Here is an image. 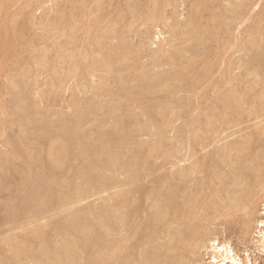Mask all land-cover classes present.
Wrapping results in <instances>:
<instances>
[{"label": "rangeland", "instance_id": "1", "mask_svg": "<svg viewBox=\"0 0 264 264\" xmlns=\"http://www.w3.org/2000/svg\"><path fill=\"white\" fill-rule=\"evenodd\" d=\"M88 1H90V3H88ZM103 1H104L105 4L103 3ZM112 1H113V4H112ZM120 1L121 0H109V2H111V4H110L108 2V0H85L84 2L83 1L81 2L80 0H28V1L27 0H6V1L5 0H0V117H1L0 118V164H1L0 165V204H1L0 205V255L2 254L0 256V258H1L0 259V264H11V261L13 262V256L12 255H15L16 254L15 251L16 250H19L18 248H20L19 251H21V248H23V250H24L26 247H28V248H26L28 251L29 250L32 251V254H30V255H32V256H30V258L31 257L32 258L30 259L29 258V255H21V257L23 258V261L20 260V264H22V263L23 264H33V263L35 264V262H36V264H38L39 261H40L39 264H43V263L44 264H48L50 262H53L51 260L44 259V261H42V259L35 258V256H36L35 253L36 254H39V252H41L40 249H42V245H41V240L39 239L40 240L39 241V240L33 239V236L32 235L36 232L35 230H37V228L39 229V227H41V226H42L41 229L46 230L43 233H44V236L47 237V238L44 237L45 238V241L47 239V242L49 243V245L48 244L47 245L51 247V248L49 247V249H52L54 247L52 250H54V249L58 250L61 247V244H62V246H68V247L71 246L69 248L70 249L69 252L72 251V253L70 252L71 255L74 254V257H78L79 259L81 258L80 260H78V258H76V260L78 261V263L75 262V264H90L89 263L90 261H88V260H90V258H88V257H90L91 252L95 250V249L92 248L93 245L90 246L93 250L90 247H87L86 248V250L88 249L89 251L88 250L86 251L85 249H82L81 250V248L76 249V248H78L77 247L78 245L75 244V241H74L75 240V237L73 238L74 235H72L73 233L70 232V230L68 231V229H66L67 230L66 232H68V233L70 232L72 234H67L65 232L64 225H65L66 222H68V220L70 218L69 215H71L72 213H75V212L78 213V214H76L74 217L79 216V217H77L78 219L80 217L82 218V216L83 217L84 216L86 217L85 218L86 220L83 219V220H85V222L82 219H80V221L77 220V222L79 221V222H83V223H86L87 224V220L88 219L90 221L91 220L90 218L95 217L97 215H102V217H104L103 219H105L104 222L107 225L112 222L111 220H112L113 216H112L111 211H110L111 208H112L111 207L112 206L111 205L112 198H110V197H112L111 195L114 194V192H112V191H115L116 192V191H118L120 189H125V188L124 187L123 188L122 187H120V188H111V185L109 183L112 180V178H115V180H117V178H119L118 180L121 181V180H124L127 177V175L129 176L128 173H131V174L133 173V170H131V169H127V170H122L121 169L120 170V168H118L119 167L118 164H117V166L114 167L113 165H116L115 162H114V160H117L116 159L117 157H118V159L119 158L122 159L125 156H127V157L129 156V158H127V159L124 158V159L127 160V161H129V162H131L130 160H132V162H133V160H136V161H134L135 164L138 163V162H140L139 164H141V163L142 164H145V162L148 161L147 166H152V168L154 167V164H155V167L152 170H148L147 169L148 171H152L155 176L152 174V172H150L149 176H146L147 178H145L144 183H143V184H146L148 187L149 186L151 187L153 185L154 188H157L155 186H157V185L159 186V184L161 185V184L164 183V182H162L164 180L163 179L164 176H167L169 174L173 178V177L177 176L178 173H179V172L177 173L176 170L177 171L178 170L182 171V170H184V169H186L188 167L189 168L190 167H193L194 166L193 164L197 165L196 164L197 161L200 164L203 163V162L205 164V162H206L207 166L205 165V167H204V169L206 168L205 171L203 169L204 172H200L199 175H198V178L195 179L196 180L195 183H197V188L198 189L201 188V187H204L205 183L207 185V181H209V180H207V178L208 177L210 178L211 176H213L212 173H215V175L219 173L220 175L218 174V176H220V178H221V176H223L225 174L228 175V176L225 175V177L227 179L226 178L222 179L224 182L222 180H218L219 178L217 179V181H222L223 182V183L218 182L216 184L217 186L215 185L218 188L220 186V189L219 190H217L218 188L214 189L213 191H212V189L211 190L210 189H207L206 190V185H205V188H203V190L205 192H208L209 195H215L216 197H219L220 193H223V197H225V193L224 192H225V188L228 185V182H231L232 183L233 180H234V178H236V177H234V176H236V175H234L236 173L234 170H236L238 172V168H239V171H240V169L243 168L242 171H244L245 170L244 169L245 167L250 168V171H251V169H254V170L256 169V161L257 160H256L255 155H257V157H259L260 156V155H258V154H260V151L259 150L262 149V148H264V146H263L264 145V143H263L264 140H261V139H264L263 138L264 137L263 136L264 135L263 134L264 133L263 132L264 131L263 130L264 127H261V124L262 123L264 124V115H263L264 114V111H263V109H264L263 108V106H264V100L263 101L260 100V102L262 101L261 103H263V104H259V101H258V98L260 96H262V95L264 96V89H263L264 88V85L262 84V86L260 88V85L261 84H259L260 82L261 83H264V79H263V77L260 78V76H258V73L259 72L257 71L260 68L262 69V66L261 65H264L263 64L264 62L263 63L260 62L261 61L260 60L261 57L262 56L264 57V50H263L264 49V42H259L260 44L257 42L258 40L259 41H262L264 39V33H262V32H264V30H263L264 29V21L262 20V19H264V17L261 16V13L262 12H263L262 14L264 16V10H262V9H264V0H257V1L256 0H254V1L247 0V3L249 4L248 5L249 11H245L247 8L242 13H240V12H237L236 13V11H234V13L236 14L235 17H234V13L233 12L231 13V10H229L230 12L227 9H224L223 10V7L224 6H227L226 8L231 9L232 8V5L235 2L236 3H240V1L242 2V0H240V1L239 0H213V1L212 0H208V1L207 0H205V1L203 0L204 3H203L202 0H172V1L171 0H168L167 3H166V0H163V1L162 0H156L157 3L154 0H144V1L143 0L142 1L141 0H134V5L133 6H136V5H139L140 4L139 6H136V8L141 9L140 11L138 10V12H137L138 15H136L137 13H135L136 16L133 15L135 18L136 17L137 18L135 19L132 15L126 16V17H130V18H128V20L125 19L127 21H124V22H121V23L119 22L120 23L119 24L117 22L114 23V21H113L114 14H116L119 10H122V9H125L126 7H129V3H130L131 6L133 4V3L130 2V0H127V1L126 0H122L121 3H120ZM131 1L133 2V0H131ZM170 1H171V3H170ZM232 1H234V2H232ZM126 2H128V3H126ZM145 2H147V3H145ZM230 2H232V3L230 4ZM243 2H245V0H243ZM81 3H82V5H80ZM83 3H84V5H83ZM86 3H88L89 8H88V5ZM100 3H101V5L100 6H97V4L99 5ZM116 3L120 4V5L117 4L120 7H118L116 5ZM122 3H123L124 6L123 5L121 6ZM206 3H209V4L207 5ZM154 4H155V6H154ZM204 4H206L207 6L204 5ZM74 5L77 6V7H74ZM104 5H105V8L107 7V9H104L103 8L104 9L103 10V9H101L102 8L101 6H104ZM111 5H113V6H111ZM220 5H221V7H220ZM92 6L95 7L96 10H94L95 8L93 9ZM218 6H219V8H218ZM250 6L252 7L251 9H250ZM154 7H155V9L157 8V10L158 9H162V12L163 13L161 12L162 13L161 15L164 14L162 17L160 16V19H162V20H160L159 18L157 19V18L154 17L155 13H153V12L158 13L157 10H154L152 12L153 14L151 13L152 16H150L151 14H149V13L154 9ZM213 8H215V9H213ZM220 8H222V9H220ZM23 9H25V10H23ZM72 9L73 10L75 9V11H72ZM92 9H93V11H92ZM98 9H101V10H98ZM198 9H199V12H198ZM195 10H197V11H195ZM209 10H212V12L209 11ZM213 10L214 11L216 10L215 13H214ZM77 11H80L78 13H81L82 12L80 14L81 16H79V14L77 13ZM107 11L109 13H111V14L107 13ZM218 11H219V13H218ZM260 11H261V13H260ZM71 12H73V13H71ZM90 12H92V13H90ZM93 12L95 14L98 13V12H101V13H98V16H97V14L95 15ZM129 12H131V11H129ZM191 12H192V14H191ZM195 12H197V13H195ZM209 12H211V13H209ZM246 12H247V14H246ZM68 13H69V15H66ZM84 13H86V15ZM221 13H223V14H221ZM11 14H13V16ZM73 14H75L79 19L77 18V19H75L73 21L74 17L76 18V16H73ZM108 14L112 16V19H109V23L111 22L110 24L106 20H104V17L106 15H108ZM129 14H131V13H129ZM139 14H140V16H139ZM201 14H203V15H201ZM204 14H205V17L207 19L208 18L210 19V17L212 18L213 14L215 15V17H216V14L218 15L217 17H222L223 16L221 18V20L219 18H217V20H216L217 22L220 23V21H221L222 23H220V24L219 23L213 24L214 22L212 21L211 22L212 25L210 24L211 27L213 25H215V26L217 24L219 25V26L217 25L218 27H212V28H214L212 31L215 30L216 32H211L210 31L211 27H209L210 28L208 30L209 32H207L208 27L207 28L205 27L206 28V29H204L205 31L203 29H201L202 31H204L203 34H201L202 33L201 30H198V32L196 30H194L195 27L193 28V26H194L195 20L197 21L200 18L202 20V23L206 24L207 19L204 17ZM224 14H225V16H224ZM237 14H240L241 16L240 15H237ZM242 14L244 15V18L242 16ZM70 15L72 17H70ZM92 15L93 16L95 15L96 17H92ZM194 15H196L194 18H197L195 20L193 18ZM199 15H201V16H199ZM208 15H209V17H207ZM259 15H260V17H259ZM10 16H12V17H10ZM84 16H85V18L87 17L85 19L86 21H84V19H81L80 18V17L84 18ZM226 16H227V18H226ZM69 17H70V19H69ZM99 17H101L100 20L103 19L104 21H102V20L101 21H98V19H95V18H99ZM151 17H154L155 19L154 18H151ZM224 17H225V19H229V20H227L229 22L228 23L229 25H230V23H232L230 26L227 24V22L225 21ZM231 17H233V18L231 19ZM261 17H262V19L260 20L259 18H261ZM55 18H56V20H55ZM60 18L61 19L63 18V19L61 20ZM131 18H133L131 20V22L133 21L132 23L130 22V19ZM142 18H144V19H142ZM257 18H258V20H257ZM12 19H14V20H12ZM16 19H17L16 22H17L18 25L16 24V22H14L15 23L14 24L15 27L13 26L14 33L11 34V35H9V37L11 39L13 38V40H14V43H12L13 46L11 45V42H9L10 45L8 44L6 46H2V41L5 39V31L8 28V25L12 24V21H15ZM57 19L60 22L62 21L61 22V25L59 24V22L57 21ZM187 19L189 21H187ZM190 19L194 20V22L192 21L193 22L192 23ZM222 19H223V21H222ZM50 20H51V22H50ZM52 20H54L56 23L59 24L58 25L59 28H55V25H57V24L54 21H52ZM76 20H77V22H75ZM78 20L79 21L81 20L82 23L84 21V23H85L84 28H83L84 23L82 24L81 21L79 22ZM92 20L94 22H97L98 21L99 24L97 22L96 25L92 26L91 25L92 24L91 23ZM156 20H160V21H157L158 24H157V22H155ZM255 20H257L258 23ZM9 21H10V24L8 23ZM185 21H186V24H185ZM224 21H225V24H224ZM3 22L5 23V25H4ZM49 22H50V24L52 26L49 25ZM52 22H54L55 24L54 23L52 24ZM66 22H68L69 24L66 23ZM71 22H75V23L73 24ZM78 22L80 23L79 25H78ZM112 22H113V24H112ZM178 22H181V24L184 23L185 24V25L183 24L184 27L181 24H179ZM189 22L192 23V26H191V24ZM254 22H255V24H254ZM102 23L103 24L108 23L107 25H109V27L111 25L110 31L108 29L109 28L108 26H107V29L108 30L107 29H104V28H106V26L103 25ZM122 23H124V24L121 27L120 25ZM70 24H72L74 27H71ZM187 24H189V25H187ZM117 25H118V27H117ZM124 25H127V26H124ZM179 25H180V27H179ZM186 25H187V27H186ZM227 25H228V30H229L230 33L227 30ZM255 25H257V26H255ZM261 25H263L262 28H261ZM75 26H78L77 29L79 27L80 28L82 27L81 28L82 31L79 30L80 29L79 28L78 31L75 32L77 30ZM89 26H92V28L91 27L89 28ZM97 26H98V29L100 28L99 26H101V29H99V31H100L99 33H98V30H96V32L92 30V29H94V30L97 29ZM112 26H114V27H112ZM119 26L121 27V30H120V27ZM188 26L191 27V28H189ZM5 27H6V29H5ZM124 27H126V28H124ZM147 27L149 28V31H148ZM225 27H226V29H225ZM74 28L76 30L73 32ZM116 28H117V30H116ZM188 28L191 29L192 32L195 31V32H197L199 34L193 32V35H191L192 32H190ZM223 28H224V30H223ZM229 28L231 29V31H230ZM111 29H114V30H111ZM118 29L120 31H118ZM220 29H222V31H224V33ZM257 29H259V30L261 29L260 32L257 31ZM101 30H103V31H101ZM217 30H218V32H217ZM255 30H256L257 33L254 32ZM15 31H17L16 34H15ZM89 31H91V33ZM108 31H109V33L111 31L112 32L110 34L107 33V35H108L107 36L105 33L108 32ZM176 31H178L180 33L175 36V33L177 34ZM225 31H227L229 34L227 32H226L227 33L226 34ZM71 32L74 33L72 36L70 35ZM87 32H89V33L87 34ZM93 32H94V34H93ZM96 33L98 34V36H99V34H102L99 37V39L101 38L99 41L97 40L98 39L97 38L98 36H97ZM146 33H148V34L150 33V35H148ZM208 33H210L209 36L211 38L209 36H206V35H208ZM212 33H214V34H212ZM218 33H222L223 35L220 36V35H218ZM250 33H252V34H250ZM261 33L263 34L262 40H261ZM89 34H90V36L92 35V38H95L94 41L92 40L91 37H89ZM103 34H105L106 36L103 35ZM14 35H16V36H14ZM68 35L70 36V39H69ZM189 35L191 36V38H190ZM197 35H198V37L200 39L197 38ZM213 35H216L217 37L216 36L214 37ZM251 35H255V37L254 36L250 37ZM256 35H258V36L256 37ZM74 36H75V38H72ZM95 36H97V37H95ZM193 36H195L196 38H193ZM218 36H219V39H218ZM222 36H223L224 41H226V42L223 41ZM21 37H23V38H21ZM201 37H203V38H201ZM220 37H221V40L222 41L220 40ZM17 38H18V40H17ZM20 38H21V40H19ZM71 38H72V41H71ZM86 38H88V39L90 38L92 40V42H91V40H88L89 42L88 41H85ZM208 38H210V41L213 38L214 40H218L219 42L220 41L221 42L219 43L217 41H214L213 39H212L213 42H210ZM251 38H253V42L252 41L250 42ZM76 39L78 40L79 43L77 42ZM192 39H194V40H192ZM203 39H204V41H202V42H204L205 44H207L206 46L204 45V43H201V42L199 43V40H203ZM246 40H248L249 43ZM205 41L206 42L209 41V42L206 43ZM254 41L257 44H259L260 47L256 43H254ZM85 42H87L86 43L87 45L84 44ZM100 42H101L102 45L100 44ZM215 42H217L219 44H216ZM94 43H98V45L100 44L99 45L100 48L98 46H96V47H98V50L101 49V52L102 53L95 48V44ZM208 43H209V45L210 44L211 45L208 46ZM14 44L15 45L17 44L16 47L14 46ZM78 44H80V46ZM220 44L223 45L222 48H221ZM247 44L249 45V49L251 50V52L249 51V49L247 47L248 46ZM261 44H262L263 48L261 47ZM76 45H77V47H79V49L76 47ZM10 46H11V48L9 49L8 47H10ZM17 46H18V48H17ZM19 46H21V47H19ZM59 46H61L62 48L59 47ZM74 46H75V48L73 49ZM85 46H87L88 49H86ZM203 46L205 48H203ZM207 46L208 47L213 46L214 49H213V47H212L213 50L211 48L208 49V48H206ZM256 46L259 47V48H261V50L259 48H256ZM215 47L219 48L220 50L217 49V48L215 49ZM59 48H60V50H59ZM93 48H95V49H93ZM103 48H105L106 50L103 49ZM252 48H253V50H252ZM3 49L5 50V52H4ZM68 49H69V52H68ZM75 49L78 50V52H76ZM111 49H112V51H111ZM159 49L161 50V53H159L160 52ZM179 49H181L184 52L185 55ZM183 49H185V50L187 49V50L185 51ZM189 49H191V50H189ZM206 49H208L207 51L212 50V52L209 51L207 53ZM256 49H258L259 51L257 52ZM62 50H64V51L62 52ZM93 50H95V51L93 52ZM127 50H130V52L127 51ZM216 50H217V52H216ZM218 50H219V52H218ZM46 51H48V52H46ZM58 51H59V53H58ZM70 51H73L74 56H73L72 53H70ZM74 51H75V53H74ZM88 51H90V52H88ZM125 51H127V52H125ZM162 51L163 52L164 51H167V52L162 53ZM213 51H215L216 53L213 52ZM253 51L255 53H253ZM3 52L6 55H4ZM64 52H66V54H65L67 56L66 59L68 60V57H69V60L72 61V59H73L74 62H72V63L70 62L69 63L68 62L69 60L68 61L65 60V57L66 56L64 55ZM83 52L85 54H83ZM97 52H99L100 54H103L102 55L103 56V59H101L102 58L101 55L98 54ZM123 52H125L124 53L125 56H128L127 57L128 59L126 57H124V55H121V54H123ZM172 52H174L175 54L172 53ZM177 52L178 53L181 52L180 54L184 55L185 57H183L180 54H178V56H180L181 58L178 57L176 55ZM205 52L207 53V56L209 55L208 56L209 58L206 57ZM86 53H89V56H88V54L86 55ZM106 53L107 54H110V55H112V53H113V55L111 56V58L108 56L109 59H111L112 63L114 62L113 61L114 57L115 58H118V59H114V60H116L115 62H117V60H120V61L117 62L118 64L116 63L117 66H115V64H112V63L109 66V64L107 63V61L109 63L111 61L110 60H107L108 58H106L107 57V54ZM191 53L193 54V56H192ZM199 53H201V54L203 53V56H205V57H202V55L199 54ZM212 53L215 54V57H214V55L212 56ZM59 54H61V55L63 54V56H65V57H63V56L61 57V55H59ZM119 54H120L121 57L123 56V59L118 56ZM194 54L196 56L199 55L200 57L198 56L197 58H194V57H196ZM258 54L259 55L262 54L261 57ZM11 55H14V56L12 57ZM57 55H59L62 58V60ZM104 55H106L105 56V59L106 60L104 59ZM163 55H165V57ZM173 55H175V56H173ZM187 55L190 58H188ZM5 56H6V58H5ZM56 56H57V58H56ZM93 56H94V58H93ZM169 57H173V59L172 58L170 59ZM210 57H212V58H210ZM258 57L260 58L259 59L260 61H258ZM175 58L177 60V61L175 60L176 62L174 61ZM184 58H186V59L184 60ZM191 58H192V60H191ZM207 58L209 59L208 61L206 60ZM92 59H94L93 60L94 65H96L97 67L100 65V66H102V68L101 67H99V68L96 67L95 69H92L93 67H91V65H90V64H92V66H93ZM95 59L102 60V61H99L100 63L98 61L94 62ZM181 59L184 61V64L179 65V63H178L179 61L181 63H183ZM59 60H61V61H59ZM63 60H65L66 62H63ZM171 60H173V62ZM187 60H190L189 63H191L192 61H193V63H191V65H190V64H188ZM205 60L208 63L210 61V63L209 64H207V63L202 64L203 62H205ZM40 61H41V63H39ZM249 61H251V62H249ZM101 62H103L104 65H107L108 66V69H110L112 67V65H114L113 69L111 68V70H109V71H114L113 74H112V72L108 73L107 66H105L106 68H103L104 66L102 65ZM241 62H242V64H241ZM243 62L245 64L247 63L246 64L247 66ZM253 62L254 63L255 62L256 63L258 62L257 63L258 66H257V64L254 65ZM75 63H76V65H75ZM98 63H99V65H97ZM252 63H253V65H252ZM259 63H260V66H259ZM27 64H28V66H27ZM51 64H52V68H51ZM56 64H57V66H56ZM73 64H74L75 67L72 69L71 67L73 66ZM132 64H133V66L135 64V67L136 66L137 67L136 68L135 67H131ZM201 64L204 65V66H202ZM249 64L253 68L250 67V66L248 67ZM22 65H23L24 68L21 67ZM31 65H33V66H31ZM77 66L79 67L78 69H77ZM118 66H120V67H118ZM128 66H129V69H127V71H126V67H128ZM205 66H207V67H205ZM26 67H28V71L29 72H26L27 71V68ZM37 67H38V69H37ZM56 67H58V68H56ZM138 67H140V68L138 69ZM202 67L204 68L203 70L200 69ZM134 68L137 69L138 71L137 70H136L137 72L134 71ZM141 68H144V69H141ZM249 68H250V70H248ZM255 68H257V69L255 70ZM106 69H107V71H106ZM119 69L120 70L121 69H125V70H123L122 73L121 72L119 73ZM205 69H207V70H205ZM210 69H211V73H210ZM18 70H19V73H17ZM117 70H118V72H116ZM199 70H201V71H199ZM124 71H126V72H124ZM207 71L210 74V76H209L208 79L206 78L209 75ZM143 72H144V74H143ZM179 72H180V75H179ZM203 72L204 73L206 72L208 75L206 76V73H205V76H204L203 75ZM34 73H35V75H34ZM64 73H67L68 75L66 76ZM114 73H118V74H114ZM141 73H142V75H141ZM196 73L199 74V75L201 74V76H203V78H202L203 80H201V78L199 79L201 81V84H200V81H198V78L200 76L198 75V77H197V74ZM121 74L122 75H125V77L122 76ZM172 74L173 75L175 74L174 75L175 78L172 76ZM176 74H177V76H176ZM182 74H184V75H182ZM185 74L186 75L188 74L187 75V78H183V76L184 77L186 76ZM16 75H18V76H16ZM110 75L112 77H110ZM105 76H106L105 79H107V82L106 83H105L106 80L103 78ZM132 76H134V77H132ZM190 76H191V78H190ZM108 77H110V79ZM119 77L121 79L124 78V80L127 79L126 80L127 82L125 81L126 84L124 82L122 83L121 82L122 80H120ZM169 77H171V80L172 79H174V80L171 81ZM188 77L190 78V80H187L188 82L186 83L185 80L186 79H189ZM235 77H239V79L238 78H235ZM166 78H169L170 83L173 84V86H174V90H173L172 85H170L171 88L170 87L169 88L159 87L160 88V90H159L158 86L159 85L161 86V84L158 85V82L160 83V81H163ZM176 78H177V80H179V79H183V80L185 79V80L184 81L182 80L183 82H181L179 80V82H178L176 80ZM192 78L193 79L195 78V80H193ZM196 78H197V80H196ZM15 79L17 80V82H16ZM116 79H117V81L119 80L120 83H122V84H120L119 82H117ZM138 79H139V82H138ZM242 79H244V80H242ZM102 80H105V81H102ZM258 80H261V81L258 82ZM24 81H25V83L27 85L24 83ZM130 81H135V82H132V85H130L131 84ZM194 81H196V82H194ZM203 81L204 82L206 81V82L202 84ZM241 81H243V82H241ZM15 82L17 83L16 86H14L15 85ZM116 82H117V84L120 85V87H119V85L116 84ZM190 82L191 83H194V85L196 84L195 85L196 88L192 84V86H193V88L195 90L192 88V86L190 87V84H191ZM257 83H258V86H259V88H258L259 93L260 92L262 93V95L260 93L259 97H257L258 94H259L258 93V90L256 89V87H258L257 86ZM23 84H24V87H23ZM127 84H129V85H127ZM183 84H185V85L186 84L187 85L189 84L188 87H190V88H188L187 85L184 86ZM19 85H20V87H19ZM121 85H123V86H121ZM125 85L128 86L127 89L129 87H131V86H133V89L132 88H130L128 90L127 89H124V92L121 93L123 96H121L120 89H119V94H120L121 97L120 96H118L119 98L116 97V98L120 99V100L117 99L118 101L116 100V98L111 97L106 92L109 88H112L111 89L112 91L115 92V90H116V92L118 93V88H121V87L122 88H126ZM155 85H156V88H155ZM181 85H183L182 86L183 88L181 87ZM197 85H199V86L197 87ZM253 85H255L256 87L253 86ZM103 87L104 88L106 87L105 88L106 90ZM152 87H154V88L152 89ZM184 87H187L189 90L191 89V91H189L187 88H184ZM122 88H121V91H123ZM180 88H181V90H180ZM230 88L236 89L235 90L236 93L235 92H232L231 93V90L234 91V89H230ZM13 89H15V91ZM147 89H148V91L146 92L145 99H146V101H149V106H148L149 108L146 109V110H143L142 109V112H141L140 111L141 107L138 105V103H136V101H135L134 98H135L136 93H137L138 90L139 91H138L137 95L139 93H142L143 90H147ZM102 90H104L103 91V94H102ZM133 90L135 91V94L134 95H128V94L134 93ZM153 90H156V91H153ZM182 90H185V91L182 92ZM12 91H14L15 93L12 92ZM186 91L187 92H190V93H187L186 94ZM221 91H222V93L227 94V95H224L223 94L224 96L222 95V97H220L221 96L220 94H222ZM254 91L257 93V96L255 95V92ZM10 92H11V94H10ZM129 92H131V93H129ZM246 92H248V93H246ZM21 93H22V95H21ZM143 93H144V91H143ZM124 94L125 95L127 94V95L124 96ZM217 94H218V97H220L221 100L224 99V98H226V97H230V99H231L230 101L233 104V105L231 104L232 107H230V106L228 107L227 105L224 106L225 105L224 102L221 103L220 101H218L217 99H219V98L217 97ZM229 94H230V96H229ZM244 94H247V95L243 96ZM27 95H28V97H27ZM101 95H103V96H101ZM107 95H109V96H107ZM254 95L257 98V100H255L256 98H253ZM215 96L217 97V99H216ZM240 96L241 97L243 96V97L241 98ZM263 96H262V99H264ZM13 97H14V99H13ZM122 97H125V98H122ZM131 97L133 98L132 100L130 99ZM231 97H234V98H231ZM244 97H247V100H244V99H246ZM185 98L188 101H186ZM79 99H80V102L78 104L77 102L79 101ZM152 99H153V101H152ZM237 99H239V100H237ZM253 99L255 100V102H254ZM81 100H83L82 103H81ZM107 100H109L110 102L107 101ZM189 100H191V101H189ZM236 100H237V102H235ZM251 100L254 102V105L255 106L257 105L256 102L259 105H257L255 107L253 105V103H252ZM130 101H131V104H130ZM132 101H135V102L133 103ZM166 101H168V102H166ZM105 102L107 104H103ZM124 102H126L125 104L128 103L129 106L128 105H125ZM161 102H165V103H161ZM180 102L183 103V104H181ZM214 102L217 105L214 104ZM217 102H219V104ZM21 103H23V104H21ZM80 103L82 104V106L80 105ZM114 103H116V104L114 105ZM166 103H168V104H166ZM223 103H224V105H222ZM240 103H241V105H240ZM159 104L161 105V107H160ZM174 104L176 105L177 108H175V105ZM178 104H180V105H178ZM218 105H221V110H223V112L221 111L222 113L219 111V113H221L220 115H219V113H216L218 111L216 109L217 108H220V106H218ZM75 106H77V107H75ZM109 106H111V109H110ZM181 106L183 108H181ZM222 106H224V108H222ZM234 106H236V107H234ZM258 106H260V108H262V109H260V110L257 111V107ZM103 107H104V109H103ZM107 107L111 111H109V109ZM113 107H116L117 110L115 108H113ZM139 107H140V109H138ZM166 107H167V109H166ZM27 108L29 110H27ZM123 108H125V109H123ZM157 108H159L160 110L157 109ZM162 108H163V110H162ZM228 108H230V109H228ZM234 108H235V111H234ZM105 109L107 111H103ZM127 109H129L130 111L129 110L127 111ZM154 109H157L156 112L154 111ZM176 109H178L179 111L176 110ZM225 109H227V111ZM236 109L238 111H240V113H242V114H240L238 111H236ZM261 110L263 111V113H261ZM12 111H13V113H12ZM78 111H79V113H78ZM174 111L177 112L176 117L174 115L175 114ZM29 112H31V113L28 114ZM157 112L159 114H157ZM170 112L173 113V114H171ZM201 112H202V114H201ZM205 112H206V114H204ZM212 112H213V114L211 115ZM228 112H230L231 114L229 113V115H227ZM22 113H24V114L26 113L27 115L26 114L24 115ZM91 113L92 114L94 113L93 116L91 115ZM120 113L123 114V115H120ZM124 113H125V115H124ZM133 113H135V114L137 113V116L135 114H133ZM138 113H140V114H138ZM199 113L202 116H199L200 115ZM215 113L217 115H219V116H217V115L215 116L214 115ZM225 113H226V116H228V118L230 117L229 118L230 120L225 116ZM255 113H257V115ZM14 114H15V116H13ZM32 114H33V116H32ZM84 114H85V116H84ZM167 114H168L169 117H171V116L172 117H171L170 121H168V122L166 121L165 122V118L167 117ZM197 114H199L198 115V118L195 119V116H197ZM236 114H239V115H236ZM254 114L257 117L259 116V118L257 119L255 117L256 118L255 119L254 118V116H255ZM260 114L263 115V116L261 117ZM164 115H165V117H164ZM208 115H211L212 117L210 116V118L208 119L207 118V117H209ZM231 115L233 117L234 116L235 117L237 116L236 118H239V119H236L235 117H234L235 118L234 119ZM56 116L58 117V119H57ZM179 116H180V118H178ZM86 117H88L89 119L88 118L86 119ZM214 117L215 118L218 117L217 118L218 120L216 119L217 123H216ZM76 118H77L78 122L80 120V123H78V122L75 121ZM162 118H164V119H162ZM205 118H207L210 122L212 120H214L217 127L210 126L211 127L210 128L208 125H211L214 122L212 121V123H210ZM223 119L226 120V121H224ZM29 120H31V121H29ZM70 121H73L74 122V125H73V122L70 123ZM88 121H89V123H88ZM163 121H164V123H163ZM197 121H201L200 122L201 124L199 122H197ZM223 121H224V124H223ZM229 121H231L233 124H230ZM67 122H68V124H67ZM106 122H107V124H106ZM113 122H115L117 124H114ZM169 122H171V124ZM207 122H208V125H206ZM2 123H3V126H2ZM63 123L66 124V125H68V126L70 125L69 128L66 127V130H65V127H64L65 125ZM86 123H87V125H86ZM92 123H93V126H92ZM135 123H136V125H135ZM144 123H145V126H144ZM167 123H169V124H167ZM194 123H195V125H194ZM225 123H229V126H227ZM256 123H258V124L256 125ZM77 124L80 125V126H78ZM198 124L202 128L204 126L205 127L207 126L210 130L209 129H206L207 127L206 128L204 127L203 130L201 129L200 132H199V130H197L198 129ZM141 125L143 126V128H140ZM161 125H163V127ZM164 125H165V127H164ZM220 125H222V126L220 127ZM138 127H139V129H138ZM255 127H257L259 129V131H255V130H257V129H255ZM70 128H73L74 131H72L73 129L70 131ZM75 128L76 129L78 128L77 131L75 130ZM83 128H85V130ZM214 128H215V130H214ZM216 128H218V129H216ZM90 129H92V130H90ZM157 129H158V131H157ZM260 129H262L263 131L262 130L260 131ZM217 130H218V132H216ZM83 131H85V132H83ZM161 131H162V134L163 135L162 134L159 135L161 133ZM214 131H215V133H214ZM71 132H73V133H71ZM132 132H133L134 135L132 134ZM255 132H257V133H255ZM259 132L262 133L263 135H261ZM25 133H26V135H25ZM75 133L78 135V138L77 137L74 138ZM97 133H99V134H97ZM204 133H205V135H204ZM109 134H111V135H109ZM113 134H114V136H113ZM179 134H182V136L179 137L180 136ZM257 134L258 135L260 134L261 136L260 135L257 136ZM13 135H14V137H13ZM72 135H73V137H72ZM81 135H83V136H81ZM87 135H89V136H87ZM97 135L99 136L98 138H96ZM103 135L104 136L106 135V137H104ZM108 135L109 136H112V137L111 138L110 137L107 138ZM125 135H127V136H125ZM188 135H190V136H188ZM210 135H211V137H210ZM247 135H248V138L250 137V139H248V140L246 138ZM251 135H253L254 138L251 137ZM102 136H103V138H101ZM118 136H119V138H118ZM173 136H175V137H173ZM54 137H56V138H54ZM83 137H86V138H83ZM91 137H92V139H91ZM255 137H257L258 140ZM117 138H118V141H117ZM161 138H163V139H161ZM55 139H57V140H55ZM71 139H73L72 141H75V140H78V139H82L81 141H83L85 143H81L80 140H78L79 142L78 141L76 143L73 142L74 143L73 144V143H71V141H68V140H71ZM101 139L103 141H100ZM106 139L108 140V144H109L108 146L110 148L106 146V144H107L106 143L107 142ZM205 139H206V141H205ZM6 140L7 141L9 140L8 143H6L7 142ZM17 140H18V142H17ZM33 140L34 141H37V142H34ZM65 140H66V142H70L71 143V145H72L71 148H70V144L69 143H66ZM96 140L99 142L98 145H97L98 142L95 143ZM113 140L115 141V143H114ZM178 140L181 142V145L182 146L181 145L180 146L178 145V143H179ZM87 141H88V143H86ZM109 141H112L114 144L113 143L110 144L111 142H109ZM120 141L121 142L123 141L125 143L122 142L123 143L122 144V143H120ZM197 141H199V142H197ZM240 141L244 142L245 144L247 143L248 145H250L251 143H253V144H251L252 147L255 146L254 144H257V146H255L254 148L256 150V148L259 147V150L257 149L256 150L257 152H255L254 148L252 149L251 146H249L250 147L249 148L248 145H247L248 148H245L244 149V150L247 149V152H248L247 153L246 151H244L243 149H241V147H240L241 144L240 143H242V142H240ZM255 141H257V142H255ZM26 142L27 143H31V144H27ZM100 142H102L104 144L103 147H101L102 143H100ZM118 142H119V144H118ZM128 142H130L132 144H130ZM234 142H236V143H239L240 142L239 143L240 146H238L239 144H237L235 146L236 143H234ZM13 143H15V144H13ZM36 143L39 145V147L36 145ZM40 143H41L42 146L40 145ZM48 143H50V144H48ZM63 143H65V146L63 145V147H62V144ZM77 143L79 145L82 144V148H83V144H88L87 145L89 147L88 149H90L91 152L88 153V151H90V150H88L86 148H85V150H88L87 152L84 150V148L82 150L81 149V146L79 147ZM90 143L92 145L94 143V145L92 146V145H90ZM197 143L198 144L201 143V146H200V144L198 145ZM6 144H8V145H6ZM67 144H68V146H67ZM185 144H186V146H185ZM208 144H210V145H208ZM260 144H262V145H260ZM29 145H31V146H29ZM89 145L91 147H94L95 146L96 150L98 148V150H97L98 153H97V151L94 150L95 148L94 149L93 148H90ZM112 145L115 146L116 148L113 147ZM117 145L119 147H121L120 150L118 149L119 147ZM242 145H244V144H242ZM40 146H41V148H40ZM126 146L128 147L127 148L128 149L127 152L126 151H122L123 149L124 150L126 149L125 148ZM153 146L154 147H157V148H154ZM178 146L180 148H182V149H180ZM34 147L35 148L37 147V148L35 149ZM65 147L67 149H65V151H64L63 148H65ZM76 147H77V150H76ZM112 147H113V149H112L113 151L111 150ZM172 147H173V149H172ZM202 147H204L203 148L204 150L201 149ZM213 147H214V149H213ZM221 147H223L224 150L221 149ZM233 147L234 148L236 147L237 149H234ZM32 148H33V150H32ZM78 148L81 150L80 153L83 154L82 156L79 153ZM100 148H104V149H102L104 151L100 150ZM189 148H191V150L192 149L193 150L191 151ZM225 148H227L226 151H225ZM231 148H232V150H231ZM25 149H27V150H25ZM74 149H75L76 152H78V154L76 152H75L76 154L73 153ZM115 149L116 150L118 149L119 151H116ZM129 149L131 151L132 150L133 151L131 152V151H129ZM215 149H217V150H215ZM239 149L240 150H243V151H239ZM62 150H63V153H62ZM170 150H171V152H170ZM58 151H59V153H58ZM82 151H84L85 153H83ZM106 151H107V153H106ZM217 151H219V152H217ZM233 151L235 152L234 154L232 153ZM263 151H264V149L261 150V153ZM50 152H52V153L50 154ZM65 152L68 153L65 156L68 160L66 162H63L64 161L63 159L65 158L63 155H64ZM69 152H70V155H69ZM93 152H95L96 155ZM115 152L118 153V154H116ZM128 152L129 153L131 152L133 154V156H131L132 154L131 153L129 154ZM169 152L171 154L170 155L171 157L170 156L168 157V155L166 156V154H169ZM178 152H180V153H178ZM220 152H222V153H220ZM230 152L232 153V157L233 158L231 157V155L229 156ZM32 153H33V155H32ZM57 153H58V155H56ZM216 153H218V154L220 153V156H222V154L225 153V154L228 155L229 158L224 154V156H225L224 159L221 158L222 160H220V156H217L218 154H216ZM30 154H31L32 157L30 156ZM61 154H63V155H61ZM79 154H80V156H79ZM84 154H86L85 155L86 157L84 156ZM92 154H93V156H92ZM210 154H212V156ZM28 155H29V157H28ZM68 155H69V158H68ZM60 156L63 157V159L62 158H58L59 160L62 159V160H60V161H62L61 163L59 162L58 159H56L57 157H60ZM99 156H101V157L99 158ZM114 156H116V157L114 158ZM182 156H184V157H182ZM191 156H192V158H191ZM74 157H75V159H74ZM226 157L228 159H225ZM234 157H237V158H234ZM251 157H253L254 159L251 158ZM66 158H65V160H66ZM76 158H78V159H76ZM93 158H94V160L97 161L96 166L98 164L100 165V162L99 161H101V160H99V159H101V158L103 160L106 159L107 162L104 163V161H105L104 160L103 161L104 164L101 163V166L102 167L101 166H100V168L99 167H96V168H99V170L98 169H94L95 168V162L96 161L91 163V160ZM107 158L110 159L111 161L108 160ZM130 158H132V159H130ZM179 158H181V159H179ZM194 158H196V159H194ZM216 158H217V160L215 161ZM230 158L235 159V161L229 160ZM31 159H32V161H31ZM52 159L53 160L54 159L56 160V162L54 164H52V162H54L55 160L53 161ZM121 159H119V160H121ZM178 159H179V162H178ZM212 159H214L213 162H212ZM89 160H90V163L91 164L88 163ZM223 160H225L226 163ZM237 160H238V162H237ZM247 160H250L249 163H248ZM73 161H76V162L73 163ZM121 161H123V160H121ZM192 161L193 162L196 161V162L193 163ZM220 161H223L224 163L222 162L223 163L222 164ZM229 161L231 162V165L234 167L233 170H231V167L232 166L231 165H228L229 164L228 163ZM245 161H247L248 164ZM252 161L255 162V166H254V162L252 163L253 166L251 165V162ZM190 162H191V164H190ZM216 162H220V164L217 163L218 166H219V168H218V166L216 167V165H217V164L215 165ZM258 162H261V161L259 160ZM30 163H31V165H29ZM58 163H59V165L58 166H55V164H58ZM62 163H64V165ZM234 163H236V164L238 163V164L237 165L236 164L234 165ZM84 164L85 165H89L90 164V166H88L87 169H86V167H85ZM93 164H94V166H93ZM165 164H167V166ZM175 164H177V165H175ZM213 164H214L215 167H213ZM224 164H226L229 167H227L226 165L223 166ZM249 164L252 167H250ZM259 164L263 165L264 162L262 161V163H259ZM27 165H29V166H27ZM60 165H61L62 168L59 167ZM159 165L161 166V168H160ZM163 165H165V166L162 167ZM173 165H174V167H173ZM26 166H27V169H25ZM30 166H31V168H30ZM53 166H55V167H53ZM82 166H83V168H82ZM144 166H146V164ZM80 167L83 170V171L81 170L82 172L80 171V169H81ZM84 167H85V169H84ZM89 167H91L92 169L91 168L89 169ZM156 167L157 168H160V169H157ZM211 167H213V168H211ZM235 167H236V169H235ZM28 168L31 169V170H29ZM41 168L43 170L41 172L42 174H40V172H38V171L41 170ZM56 168H59V169H56ZM68 168H69L70 171L68 170ZM155 168H156V170H155ZM214 168H216V169H214ZM36 169H37V171H36ZM114 169L116 171H114ZM221 169H222V171H221ZM229 169H230V171H228ZM27 170L30 171V173H31L30 174V177L32 179L29 178V176H27V175H23L25 173V172L23 173V171H27ZM88 170H89V172H88ZM215 170H217V171L219 170V172L216 173ZM254 170H253V174H254ZM32 171H33L34 174H36L35 176H34V174L32 176ZM34 171H36V173ZM173 171H175V173H177V175ZM231 171H232V173H230ZM83 172H88V174L86 173L87 175H85V173H83ZM116 172H117V174H116ZM165 172L168 173V174L166 175ZM38 173H39V175H42V176H39ZM113 173L115 175H113ZM172 173H173V175L175 174V176H173ZM229 173L231 175V178L234 177L233 179L229 178L230 177L229 176ZM56 175H57V177H56ZM88 175H90V176L94 175L97 179L94 176H92L93 178L91 177V179H90V176H88ZM117 175H119V176H117ZM25 176H27L29 179L27 177H25ZM53 176H54V178H53ZM61 176H64V177L62 178ZM66 176H68V177H66ZM33 177H35V179ZM44 177H47V178L44 179ZM48 177H49V179H48ZM103 178H105V179H103ZM216 178H217V176H216ZM38 179H39V181H38ZM42 179H44L45 181L47 180L48 183L51 182L50 183L51 187L49 188V184L47 182H45L44 180H42ZM54 180H56V181H54ZM90 180H93V181H90ZM197 180H199V181H197ZM29 181H31V182H29ZM60 181H61V183H60ZM101 181H103V182H101ZM145 181H147V182H145ZM153 181H154V183H152ZM204 181H205V183H204ZM34 182H37L36 183L37 185L39 183L40 184L39 187L41 186V189L43 188V186H44L45 189L41 190L38 186H35L36 184L34 185ZM41 182L42 183L44 182V184L47 185V186H45ZM65 182H67V183H65ZM27 183L29 184V186H28ZM149 183H152V184H149ZM224 183H225V185H223ZM231 183H229V184H231ZM30 184H32L31 186H33V187L35 186L34 189L37 187L39 190L36 189V191H38V193H40L41 195L43 193H44L43 195L45 197L48 195L46 198H50L51 199L50 202H53L55 200V199H53L54 197H57L58 195H62V196H61V198H59V196H58V199H60V200H57V201L55 200L54 201V202H58V203L57 204L56 203L54 204L56 206H54L52 210L50 209V211L52 213H50V211L48 210V212H45L44 213L45 215H43V214L40 215L41 217L40 216H39L40 218L37 217L35 219V221L33 220V218H35V217H33V215H32L33 218L31 217V219H30L28 217L29 219H26V220H23V219H15V218L12 217V215H11V218H10V216H7V215H10V213L12 214V212L16 209V207L20 206V205L16 204L17 202H19L20 204L23 203V201L20 202V200H19V197H20V199H22L23 196H19V195H21V194L24 195V191L25 190L28 191V188L31 187ZM77 184H78V188H77ZM88 184L90 186H88ZM198 184H200V185L198 186ZM201 184H203V185L201 186ZM25 185H27L26 186L27 188L24 187ZM53 185H55V186H53ZM52 186H53V188H52ZM223 186H226V187H224V189H223ZM16 187H18V188H16ZM33 187H31L32 192L35 191V190H33ZM62 187H63V189H62ZM67 187H69V188H67ZM109 187H110V189H109ZM232 187H233V185L231 186V189H233ZM14 188H16L15 189V192H14ZM89 188H91V189H89ZM31 189H29V190L31 191ZM53 189H56V190H53ZM57 189L60 190V192ZM198 189H196V191H198ZM17 190H18V192H16ZM86 190L88 192H86ZM94 190H95V192H94ZM20 191L22 193H20ZM27 191H25L26 194H27ZM30 191H29V193H31ZM39 191H41V192H39ZM211 191L214 192V193H211ZM226 191H228V190L226 189ZM72 192H73V194H72ZM76 192H77V194H76ZM29 193L27 195H29ZM8 194H9V196H8ZM78 194L81 197H79L80 199H78L74 203L73 200H76L78 198V196H79ZM227 194L229 195L228 192H227ZM12 195H13V197H12ZM54 195H56V196H54ZM228 195H226V196H228ZM14 196L15 197L17 196V197L15 198ZM65 196H66V198H65ZM72 197H73V200H72ZM263 197H264V194H263V196H261V202H264V198ZM262 198H263V200H262ZM12 199L14 201H12ZM15 199H17V200H15ZM23 199H25V195H24V198ZM14 203L16 205H18V206L15 205L16 207H14V205H12ZM63 204H64V206H63ZM70 204H72V205H70ZM11 205H12V207L10 208V210H8L9 206H11ZM21 205H23V204H21ZM58 205L61 206V207L63 206L64 208L63 207L61 208ZM56 207L57 208L59 207L58 210L56 209ZM220 208H216V210H214V209L211 208L214 211L210 210V211H208V213H206L207 214L206 215V219H207L208 222L206 221V219H204V220L208 223V225H210L209 228H211L210 229L211 232L214 230L213 233H216V235L219 234V236L221 235L220 237L222 239L231 240L232 241V244H233V246L235 248V250H237V252L241 255V257L243 258L244 261L246 260L245 261L246 264H264V243H262L263 240H260V239H262L261 231H263L264 227H262V226L260 227V226L257 225V223H255L256 220H257L256 219V216H257L258 219H262L261 217H263L261 215V213L263 212V208H264V207H262V204L257 207L258 209L255 210V211H257V210L258 211L256 213H254L255 214V219H254V222L252 223L253 226H251V229L248 232V234H246L245 229H244L245 228L244 221H243V219L240 218V216L242 217V215H240L241 213L240 214L238 212L236 213V211H234V212L233 211L232 212L226 211V213H225V210H223L222 208L220 209ZM23 209H25V208H23ZM69 209H71V210H69ZM74 209H75V211H74ZM76 209L77 210H80L82 213L80 211L78 212ZM259 209H260V211H259ZM97 212H98V214H97ZM227 212L228 213H233L232 214L233 216L231 214H227ZM259 212H261V213H259ZM7 213H9V214H7ZM59 213H60V215H58ZM92 213L95 214V215H93ZM88 215L90 216L89 218H88ZM238 215H240L239 216V219H238ZM42 216L45 219H43ZM64 217H65V219H64ZM109 217H111V220H110ZM26 218H27V216H26ZM37 219L41 222V224H40V222ZM61 219H63V220H61ZM263 219H264V217H263ZM16 220H17V222H15ZM36 220H37V222H36ZM33 221H34V223H31ZM93 221H94V218H93ZM8 222H11V223L9 224ZM56 222H57V224H56ZM107 222H109V223H107ZM89 223L92 224V220ZM44 224L47 225L46 226L47 228H45ZM38 225H39V227H38ZM16 226H18V227L15 228ZM33 228H35V230ZM261 228H262V230H261ZM41 229H39V230H41ZM257 229H258V231H257ZM32 230L34 231V233H32L33 232ZM107 230L108 229H104V228L102 230H100L101 232L99 230H97V231L95 230V232H97V237L96 236L94 237V235H93L92 236V240H93V238H96L95 239V242H97V243L100 242V241L101 242H105V241L107 242L108 240L111 239V237H110L111 234L109 233V230L108 231ZM27 232H29V234ZM60 232H63V233H60ZM258 232H260V233H258ZM122 233H123V231L121 230L120 231V235H122ZM105 234H106V236H105ZM57 235H58V237H57ZM95 235H96V233H95ZM108 235H110V236H108ZM52 236H53V238H52ZM99 237H100V239L98 240L97 238H99ZM120 237L122 238V236H120ZM4 238H5V241H7V242H5L3 240ZM12 238H14V239H12ZM19 239H21L20 241H22L23 243H21L19 241ZM23 240L24 241L26 240L27 242L26 241L24 242ZM68 240H69V244H68ZM58 241H59V243H57ZM70 242H71V245H70ZM95 242H93V244ZM3 243L5 245H3ZM63 243H65V244L67 243V244L65 245ZM10 244H12L11 249H9L10 248ZM14 245H16V246H14ZM21 245L22 246L24 245V246L22 247ZM72 246H73L74 250H73ZM2 247H3V249H2ZM4 247L6 248V250L8 249L7 250L8 252L4 249ZM199 249H198L197 255H195V256H198V258L194 256V259L195 258L198 259V260L195 259L197 261V263H196V261L194 263L195 264H203V263L204 264H208V262H209V258L207 257L208 255H205L204 253L207 252V251H209V250H207V251L205 250L204 251V248H202V247L199 248ZM56 250H55V252H57ZM84 250H85V252H84ZM79 251H80V253H79ZM87 252H88V254H87ZM95 252L96 251H94V253ZM10 253L12 254L11 256H10ZM51 254H50V256L53 255L52 256L53 257L52 260H53L54 257H55L54 251H53V254L52 255ZM82 254H83V256H82ZM92 254H93V252H92ZM77 255H79V256H77ZM33 256H34V258H33ZM95 256H97L96 253H95ZM247 256H248V258H247ZM199 258L201 260H199ZM202 259H204V260H202ZM2 260H3V262H2ZM9 260H11V261H9ZM199 261H201V263ZM28 262H30V263H28Z\"/></svg>", "mask_w": 264, "mask_h": 264}, {"label": "bare ground", "instance_id": "2", "mask_svg": "<svg viewBox=\"0 0 264 264\" xmlns=\"http://www.w3.org/2000/svg\"><path fill=\"white\" fill-rule=\"evenodd\" d=\"M6 1V0H5ZM28 1V0H27ZM81 2L83 1H85V0H80ZM122 1V0H121ZM121 1H120V3H121ZM127 1V0H126ZM142 1V0H141ZM144 1V0H143ZM154 1H156V0H154ZM153 1V2H154ZM163 1V0H162ZM167 1L168 0H166V3H167ZM172 1V0H171ZM171 1H170V3H171ZM203 1V0H202ZM205 1V0H204ZM204 1H203V3H204ZM208 1V0H207ZM213 1V0H212ZM240 1V0H239ZM251 1H254V0H251ZM257 1V0H256ZM108 2H109V0H108ZM119 2V1H118ZM130 2L131 3H133L132 4V6L130 5V3H129V7H126L125 9H122V10H119L116 14H114V18H113V21H114V23L115 22H117V23H121V22H124V21H127L128 20V18H130V17H126V16H130V15H135V13H137L138 12V10L140 11L141 9H138V8H136V6H139V5H136V6H133L134 5V0H133V2L130 0ZM137 2V1H136ZM140 2V1H139ZM138 2V3H139ZM200 2V1H199ZM211 2V1H210ZM215 2V1H214ZM232 2H234V1H232ZM232 2H230V4L232 3ZM88 3H90V1H88ZM88 3H86L87 5H88ZM103 3H104V1H103ZM102 3V4H103ZM110 4H111V2H109ZM126 3H128V2H126ZM137 3V4H138ZM141 3V2H140ZM145 3H147V2H145ZM156 3H157V1H156ZM169 3V4H170ZM255 3V2H254ZM8 4V3H7ZM76 4V3H75ZM85 4V5H86ZM105 4V3H104ZM108 4V3H107ZM112 4H113V1H112ZM118 3H116V5H117ZM165 4V3H164ZM201 4V3H200ZM199 4V5H200ZM207 5L209 4V3H206ZM206 4H204V5H206ZM252 4V3H251ZM250 4V5H251ZM258 4V3H257ZM256 4V5H257ZM2 5V4H1ZM77 5V4H76ZM80 5H82V3L80 4ZM83 5H84V3H83ZM101 5V3L98 5L97 4V6H100ZM118 5H120V4H118ZM117 5V6H118ZM123 5V3L121 4V6ZM128 5V4H127ZM145 5V4H144ZM198 5V6H199ZM203 5V6H204ZM206 5V6H207ZM248 3H247V0H245V2H243V0H242V2L240 1V3H234L233 5H232V8L231 9H228V8H226L227 6H222L223 7V10L224 9H227L228 11L229 10H231V13L233 12L234 13V11H236V13L237 12H240V13H242L246 8V10L245 11H249V7H248ZM109 6V5H108ZM111 6H113V5H111ZM124 6V5H123ZM154 6H155V4H154ZM164 6V5H163ZM230 6V5H229ZM228 6V7H229ZM4 7V6H3ZM71 7V6H70ZM74 7H77V6H75L74 5ZM79 7V6H78ZM84 7V6H83ZM93 7V6H92ZM102 8L101 9H107V7L105 8V5L104 6H101ZM118 7H120V6H118ZM146 7V6H145ZM153 7V6H152ZM166 7V6H165ZM197 7V6H196ZM195 7V8H196ZM200 7V6H199ZM220 7H221V5H220ZM231 7V6H230ZM2 8V7H1ZM88 8H89V5H88ZM95 7H93V9H94ZM141 8V7H140ZM147 8V7H146ZM202 8V7H201ZM218 8H219V6H218ZM252 7L250 6V9H251ZM93 9H92V11H93ZM101 9H98V10H101ZM103 9V10H104ZM152 9V8H151ZM213 9H215V8H213ZM220 9H222V8H220ZM255 9V8H254ZM23 10H25V9H23ZM86 10V9H85ZM94 10H96V8L94 9ZM102 10V11H103ZM110 10V9H109ZM112 10V9H111ZM143 10V9H142ZM154 10H157V8L155 9V7H154V9L149 13V14H151ZM226 10V11H227ZM233 10V11H232ZM262 10H264V9H262ZM72 11H75V9L73 10L72 9ZM87 11V10H86ZM129 11H131V12H129ZM147 11V10H146ZM158 11V13H156V12H153V13H155V15H154V17L155 18H159L160 19V16L162 17L163 15H161L163 12H162V9H158L157 10ZM195 11H197V10H195ZM209 11H211L212 12V10H209ZM214 11V10H213ZM216 11V10H215ZM215 11H214V13H215ZM227 11V12H228ZM252 11V10H251ZM78 12H80V11H77V13ZM88 12V11H87ZM86 12V13H87ZM96 12V11H95ZM112 12V11H111ZM162 12V13H161ZM193 12V11H192ZM192 12H191V14H192ZM198 12H199V9H198ZM211 12H209V13H211ZM223 12V11H222ZM230 12V11H229ZM30 13V12H29ZM70 13V12H69ZM69 13L68 14H66V15H69ZM71 13H73V12H71ZM82 13V12H81ZM81 13H78L79 14V16H81L80 14ZM86 13H84L85 15H86ZM90 13H92V12H90ZM94 13V12H93ZM98 13H101V12H98ZM98 13H96L97 14V16H98ZM106 13V12H105ZM107 13H109L108 11H107ZM129 13H131V14H129ZM142 13V12H141ZM152 13V14H153ZM195 13H197V12H195ZM217 13V12H216ZM218 13H219V11H218ZM224 13V12H223ZM223 13H221V14H223ZM260 13H261V11H260ZM263 13V12H262ZM261 13V16L262 17H264L263 16V14ZM76 14V13H75ZM75 14H73V16H76ZM88 14V13H87ZM95 14V13H94ZM95 14V15H96ZM104 14V13H103ZM109 14H111V13H109ZM106 15L105 17H104V20H106L108 23H109V19H112V16L111 15ZM152 14L150 15V16H152ZM206 14V13H205ZM205 14H204V17H205ZM244 14V13H243ZM242 14V16H243V18H244V15ZM246 14H247V12H246ZM12 16H13V14H11ZM30 15V14H29ZM93 16L92 15V17H96V16ZM136 15H138V13L136 14ZM135 15V16H136ZM142 15V14H141ZM201 15H203V14H201ZM201 15H199V16H201ZM207 15V14H206ZM235 13H234V17H235ZM237 15H240V14H237ZM258 15V14H257ZM12 16H10V17H12ZM17 16V15H16ZM31 16V15H30ZM78 16V15H77ZM76 16V18L74 17V19H73V21L75 20V19H77L78 17ZM88 16V15H87ZM131 16V17H132ZM139 16H140V14H139ZM196 15H194L193 16V18L195 17ZM214 16V17H213ZM213 16H212V18L210 17V19L208 18H206L207 19V22H206V24H204V23H202V20L199 18V20H195V19H197V18H194V20H195V22H194V20H192V19H190L191 20V22L193 21L194 22V26H193V28L195 27V29L194 30H196L197 32H198V30H201V29H206L207 27H208V29H207V32H209L208 30L210 29L209 27H211V22L213 21L214 23L213 24H216V23H219V22H217L216 20H217V18H219L220 20H221V18L223 17H217L218 15L216 14V17H215V15L213 14ZM224 16H225V14H224ZM241 16V15H240ZM15 17V16H14ZM13 17V18H14ZM58 17V16H57ZM63 17V16H62ZM70 17H72L71 15H70ZM70 17H69V19H70ZM83 17V16H82ZM82 17H80L81 19H84V21H86L85 19L87 18H85V16H84V18H82ZM134 17V16H133ZM143 17V16H142ZM154 17H151V18H154ZM191 17V16H190ZM203 17V16H202ZM201 17V18H202ZM207 17H209V15L207 16ZM238 17V16H237ZM259 17H260V15H259ZM262 17L261 18H259L260 20L262 19ZM16 18V17H15ZM100 18L101 17H99V18H95V19H98V21H104L103 19H101L100 20ZM135 18V17H134ZM137 18V17H136ZM135 18V19H136ZM154 18V19H155ZM226 18H227V16H226ZM229 18V17H228ZM233 17H231V19H232ZM242 18V17H241ZM61 19V18H60ZM63 19V18H62ZM61 19V20H62ZM72 19V18H71ZM79 19V18H78ZM92 19V18H91ZM94 19V20H95ZM125 19H127V20H125ZM133 18H131L130 19V22H131V20H132ZM134 19V20H135ZM142 19H144V18H142ZM153 19V20H154ZM224 19H225V17H224ZM11 20V19H10ZM12 20H14V19H12ZM55 20H56V18H55ZM160 20H162V19H160ZM160 20H156L155 22H157V21H160ZM227 20H229V19H225V21L227 22V24L229 23ZM257 20H258V18H257ZM257 20H255V21H257ZM259 20V21H260ZM263 21H264V19H262ZM17 21V19L15 20V21H12V24H10V21L8 22L10 25H8V28L6 29V27H5V29H6V31H5V39L2 41V46H6V45H8L9 44V42H11V45H12V43H14V40H13V38L11 39L10 37H9V35H11V34H13L14 33V28H13V26H14V22H16ZM52 21H54V20H52ZM57 21H58V19H57ZM67 21V20H66ZM79 21V20H78ZM81 21V20H80ZM79 21V22H80ZM84 21H83V23H84ZM93 21V20H92ZM91 21V25L92 26H94V25H96V23L98 22L97 20V22H92ZM141 21V20H140ZM187 21H189L188 19H187ZM222 21H223V19H222ZM225 21H224V24H225ZM50 22H51V20H50ZM50 22H49V25H51L50 24ZM55 22V21H54ZM54 22H52V24L54 23ZM59 22V24L61 25V22L60 21H58ZM69 22V21H68ZM68 22H66V23H68ZM75 22H77V20L75 21ZM75 22H71V23H75ZM78 22V25L80 24ZM89 22V21H88ZM133 22V21H132ZM131 22V23H132ZM191 22H189L190 24H191V26H192V23ZM4 23V22H3ZM56 23V22H55ZM54 23V24H55ZM70 23V22H69ZM68 23V24H69ZM81 23H82V21H81ZM82 23V24H83ZM94 23V24H93ZM108 23H106V24H103V25H105L106 26V28H104V29H107V26L109 27V25H107ZM111 23V22H110ZM109 23V24H110ZM119 23V24H120ZM144 23V22H143ZM153 23V22H152ZM179 24H181V22H178ZM188 23V22H187ZM220 23H222L221 21H220ZM219 23V24H220ZM257 23H258V21H257ZM16 24H17V22H16ZM57 25H55V28H59L58 27V23H56ZM87 24V23H86ZM98 24H99V22H98ZM101 24V23H100ZM112 24H113V22H112ZM118 24V25H119ZM124 23H122L120 26L122 27V25H123ZM157 24H158V22H157ZM184 24V23H183ZM183 24H181L182 26H183ZM185 24H186V21H185ZM184 24V25H185ZM211 24V25H210ZM232 23H230V25H231ZM254 24H255V22H254ZM4 25H5V23H4ZM18 25V24H17ZM71 25V27H74L72 24H70ZM77 25V24H76ZM102 25V26H103ZM118 25H117V27H118ZM187 25H189V24H187ZM187 25H186V27H187ZM210 25V26H209ZM218 25V24H217ZM215 26V25H213L212 27H218V26ZM229 25V24H228ZM228 25H227V30H228ZM229 25V26H230ZM2 26V25H1ZM52 26V25H51ZM82 26V25H81ZM84 26H85V23H84V25H83V28H84ZM92 26H89V28L91 27L92 28ZM119 26V27H120ZM124 26H127V25H124ZM129 26V25H128ZM181 26V27H182ZM223 26V25H222ZM255 26H257V25H255ZM262 26L263 25H261V28H262ZM15 27V26H14ZM76 27V29H77V27L78 26H75ZM100 28L99 29H101V26H99ZM110 27H111V25H110ZM110 27L108 28L109 29V31H110ZM112 27H114V26H112ZM116 27V26H115ZM121 27H120V30H121ZM131 27V26H130ZM149 27V26H148ZM147 27V29H148V31H149V28ZM178 27V26H177ZM179 27H180V25H179ZM178 27V28H179ZM184 27V26H183ZM189 27V26H188ZM206 27V28H205ZM211 27V29H210V31L211 32H216L215 30L214 31H212L214 28H212ZM221 27V26H220ZM224 27V26H223ZM18 28V27H17ZM21 28V27H20ZM80 28V27H79ZM78 28V29H79ZM82 28V27H81ZM81 28L79 29V30H81ZM88 28V29H89ZM102 28V29H103ZM124 28H126V27H124ZM189 28H191V27H189ZM188 28V29H189ZM232 28V27H231ZM75 28H74V30H73V32L76 30ZM78 29L75 31V32H77L78 31ZM99 29H98V26H97V29H92L93 31H95L96 32V30H98V33L100 32L99 31ZM107 29V30H108ZM146 29V30H147ZM225 29H226V27H225ZM230 29V28H229ZM3 30V29H2ZM12 30V31H11ZM71 30V29H70ZM91 30V31H92ZM111 30H114V29H111ZM116 30H117V28H116ZM119 29H118V31H120ZM219 30V29H218ZM218 30H217V32H218ZM221 31H222V29H220ZM223 30H224V28H223ZM261 30V29H260ZM260 30L259 29H257V31H259L260 32ZM264 30V29H263ZM82 31V30H81ZM84 31V30H83ZM91 31H89L90 33H91ZM101 31H103V30H101ZM106 31V30H105ZM109 31L108 32H106L105 34L107 35V33H109ZM147 31V32H148ZM189 31L190 32H192L191 31V29H189ZM202 31V30H201ZM205 31V30H204ZM204 31H202V33L201 34H203V32ZM230 31H231V29H230ZM19 32V31H18ZM89 32H87V34L89 33ZM112 32V31H111ZM110 32V33H111ZM177 32V34L175 33V36L176 35H178L180 32H178V31H176ZM194 33H197V32H195V31H193ZM193 32L191 33V35H193ZM206 32V33H207ZM223 33H224V31H222ZM227 31H225V33H226ZM228 32H229V30H228ZM227 32V33H228ZM255 33H257L256 32V30L254 31ZM253 32V33H254ZM258 32V33H259ZM17 33V31H15V34ZM22 33V32H21ZM102 33V32H101ZM109 33V34H110ZM151 33V32H150ZM150 33L148 34V33H146V34H148V35H150ZM188 33V32H187ZM205 33V34H206ZM226 33V34H227ZM230 33V32H229ZM228 33V34H229ZM262 33H264V32H262ZM261 33V40H262V37H263V34ZM4 34V33H3ZM20 34V33H19ZM70 34V33H69ZM74 33H72L71 32V36L73 35ZM77 34V33H76ZM93 34H94V32H93ZM97 34V33H96ZM105 34H103V35H105ZM113 34V33H112ZM197 34H199V33H197ZM204 34V35H205ZM212 34H214V33H212ZM217 34V33H216ZM250 34H252V33H250ZM100 35H102V34H99V36H98V34H97V36H95V37H97L98 39V41L101 39H99V37H100ZM105 35V36H106ZM195 35V34H194ZM210 35V33H208V35H206V36H209ZM218 35H223L222 33H218ZM14 36H16V35H14ZM21 36V35H20ZM19 36V37H20ZM76 36V35H75ZM75 36L74 37H72V38H75ZM86 36V35H85ZM104 36V37H105ZM108 36V35H107ZM190 36V35H189ZM205 36V37H206ZM214 37L216 36V35H213ZM252 36H254L255 37V35H251L250 37H252ZM258 35H256V37H257ZM4 37V36H3ZM68 37H69V39H70V36L68 35ZM88 37V36H87ZM89 37H91L92 38V35L90 36V34H89ZM102 37V36H101ZM111 37V36H110ZM210 37V36H209ZM217 37V36H216ZM225 37V36H224ZM9 38V39H8ZM16 38V37H15ZM21 38H23V37H21ZM21 38L19 39V40H21ZM72 38H71V41H72ZM190 38H191V36H190ZM193 38H196L195 36H193ZM197 38H199L198 37V35H197ZM201 38H203V37H201ZM211 38V37H210ZM210 38H208L209 39V41H210ZM94 39L95 38H92V40L94 41ZM200 39V38H199ZM207 39V40H208ZM213 39V38H212ZM211 39V41L210 42H213V40ZM217 39V38H216ZM218 39H219V36H218ZM222 39H223V36H222ZM17 40H18V38H17ZM74 40V39H73ZM77 40V39H76ZM88 40H91L90 38L88 39V38H86V40L85 41H88ZM92 40H91V42H92ZM192 40H194V39H192ZM220 40H221V37H220ZM258 40V39H257ZM264 40V39H263ZM257 41L258 43L259 42H264V41ZM23 41V40H22ZM190 41V40H189ZM197 41V40H196ZM202 41H204V39L203 40H199V43L201 42V43H204V42H202ZM209 41H207V42H209ZM214 41H217V42H219L218 40H214ZM222 41V40H221ZM220 41V42H221ZM223 41H224V39H223ZM246 41H248V40H246ZM253 42V38H251V40H250V42ZM21 42V41H20ZM77 42H78V40H77ZM89 42V41H88ZM195 42V41H194ZM206 42V41H205ZM206 42V43H207ZM217 42H215L216 44H219V43H217ZM224 42H226V41H224ZM18 43V42H17ZM23 43V42H22ZM73 43V42H72ZM79 43V42H78ZM87 42H85L84 44H86ZM198 43V42H197ZM198 43V44H199ZM248 43H249V41H248ZM254 43H256L255 41H254ZM74 44V43H73ZM77 44V43H76ZM95 44V48L98 50V47L100 48V44H101V42H100V44L98 45V43H94ZM97 44V45H96ZM225 44V43H224ZM257 44V43H256ZM260 44V43H259ZM259 44H257L259 47H260V45ZM10 45V44H9ZM17 45V44H16ZM16 45L14 44V46L16 47ZM79 46H80V44H78ZM87 45V44H86ZM90 45V44H89ZM102 45V44H101ZM202 45V44H201ZM204 45L206 46L207 44H205L204 43ZM211 45V44H210ZM209 45V43H208V46H210ZM248 45V44H247ZM251 45V44H250ZM13 46V45H12ZM91 46V45H90ZM96 46H98V47H96ZM206 47V48H211L212 49V47L213 46H211V47ZM219 46V45H218ZM220 46H221V48L223 47V45H221L220 44ZM255 46V45H254ZM253 46V47H254ZM14 47V48H15ZM19 47H21V46H19ZM59 47H61V46H59ZM76 47H77V45H76ZM86 47V49H88V47L87 46H85ZM104 47V46H103ZM248 47V49H249V45L247 46ZM259 47H257L256 46V48H259ZM261 47L263 48V46H262V44H261ZM9 49L11 48V46L10 47H8ZM17 48H18V46H17ZM62 48V47H61ZM75 48V46L73 47V49ZM78 49H79V47H77ZM95 48H93V49H95ZM106 48V47H105ZM105 48H103V49H105ZM203 48H205L204 46H203ZM217 47H215V49H216ZM5 49V48H4ZM3 49V50H4ZM72 49V50H73ZM85 49V48H84ZM102 49V50H103ZM208 49H206V51L208 50ZM213 49H214V47H213ZM212 49V50H213ZM217 49H219V48H217ZM260 50H261V48H259ZM16 50V49H15ZM59 50H60V48H59ZM67 50V49H66ZM71 50V49H70ZM106 50V49H105ZM114 50V49H113ZM116 50V49H115ZM160 50V49H159ZM158 50V51H159ZM180 51H182L181 49H179ZM183 50H185V49H183ZM187 50V49H186ZM185 50V51H186ZM189 50H191V49H189ZM205 50V49H204ZM212 50H209L210 52H212ZM220 50V49H219ZM219 50H218V52H219ZM252 50H253V48H252ZM264 50V49H263ZM44 51V50H43ZM64 50H62V52H63ZM75 51L76 52H78V50H76L75 49ZM75 51H74V53H75ZM80 51V50H79ZM95 50H93V52H94ZM98 51H100L101 52V49L100 50H98ZM104 51V50H103ZM111 51H112V49H111ZM127 51H129L130 52V50H127ZM127 51H125V52H127ZM209 51H207V53L209 52ZM249 51L251 52V50L249 49ZM256 51L258 52L259 50L258 49H256ZM4 52H5V50H4ZM4 52H3V54H4ZM46 52H48V51H46ZM68 52H69V49H68ZM88 52H90V51H88ZM107 52V51H106ZM115 52V51H114ZM125 52H123V54H121V55H124V57H128V56H125ZM164 52H167V51H164ZM163 51H162V53H164ZM176 52V51H175ZM183 52V51H182ZM188 52V51H187ZM213 52H215V51H213ZM216 52H217V50H216ZM215 52V53H216ZM14 53V52H13ZM58 53H59V51H58ZM61 53V52H60ZM70 53H72L73 54V51H70ZM69 53V54H70ZM98 54H100L99 52H97ZM102 53V52H101ZM159 53H161V50H160V52ZM172 53H174V52H172ZM181 52H177V56H178V54H180ZM186 53V52H185ZM194 53V52H193ZM204 53V52H203ZM203 53L201 54V53H199V54H201L202 55V57H205V56H203ZM207 53L205 52V54H206V57H208L207 56ZM253 53H255L254 51H253ZM66 54V52H64V55ZM68 54V53H67ZM83 54H85L84 52H83ZM88 54V56H89V53H86V55ZM105 54V53H104ZM107 54V53H106ZM115 54V53H114ZM117 54V53H116ZM128 54V53H127ZM175 54V53H174ZM183 54H184V52H183ZM187 54V53H186ZM192 54V53H191ZM204 54V55H205ZM263 54V53H262ZM261 54V55H262ZM2 55V54H1ZM4 55H6V54H4ZM3 55V56H4ZM10 55V54H9ZM59 55H61V54H59ZM59 55H57V56H59ZM71 55V54H70ZM78 55V54H77ZM101 55V59H103V54H100ZM112 55H113V53H112ZM112 55H110V54H107V57L106 58H108L107 60H110L111 61V59H109V57L111 58V56ZM162 55V54H161ZM180 55H182V54H180ZM185 55V54H184ZM184 55H182L183 57H185ZM195 55V54H194ZM214 55V57H215V54H213L212 53V56ZM217 55V54H216ZM259 55V54H258ZM261 55H259L260 57H261ZM12 57L14 56V55H11ZM42 56V55H41ZM57 56H56V58H57ZM63 56V54L61 55V57ZM66 56V55H65ZM65 56H63V57H65ZM73 56H74V54H73ZM105 56L106 55H104V59H105ZM109 56V57H108ZM115 56V55H114ZM120 58H122L123 59V56L121 57L120 56V54L118 55ZM164 57H165V55H163ZM171 56V55H170ZM173 56H175V55H173ZM188 56V55H187ZM192 56H193V54H192ZM196 56V55H195ZM199 56V55H198ZM198 56H196V57H194V58H197ZM47 57V56H46ZM54 57V56H53ZM60 56H59V58L62 60V58H61ZM162 57V56H161ZM178 57H180V56H178ZM200 57V56H199ZM256 57V56H255ZM263 57V56H262ZM261 57V59L258 57V61H260V62H264L263 60V58ZM5 58H6V56H5ZM67 58V56L65 57V60H67L66 59ZM93 58H94V56H93ZM96 58V57H95ZM99 58V57H98ZM97 58V59H98ZM170 59L172 58L173 59V57H169ZM181 58V57H180ZM188 58H190L189 56H188ZM209 58V57H208ZM206 59L207 61L209 60V59ZM210 58H212V57H210ZM38 59V58H37ZM45 59V58H44ZM49 59V58H48ZM72 59V58H71ZM97 59H95V61L94 62H96V61H102V60H97ZM114 59H118V58H115L114 57ZM113 59V63H112V61L109 63L108 61H107V63L109 64V66H110V64L112 63V64H115V66H117L116 65V63L118 62V61H120V60H117V62H115L116 60H114ZM121 59V60H122ZM128 59V58H127ZM178 59V58H177ZM186 58H184V60H185ZM260 59V60H259ZM263 59V60H262ZM61 60H59V61H61ZM65 60H63V62H66ZM68 60H69V57H68ZM67 60V61H68ZM93 60L94 59H92V63H93ZM106 60V59H105ZM163 60V59H162ZM166 60V59H165ZM176 60V58L174 59V61ZM179 60V59H178ZM182 60V59H181ZM191 60H192V58H191ZM196 60V59H195ZM205 60V62H203L202 64H204V63H207V64H209L210 63V61H209V63L207 62ZM257 60V59H256ZM37 61V60H36ZM44 61V60H43ZM46 61V60H45ZM57 61V60H56ZM124 61V60H123ZM172 62H173V60H171ZM177 61V60H176ZM175 61V62H176ZM189 61L190 60H187V62H188V64H190L191 65V63H193V61L191 62V63H189ZM247 61V60H246ZM253 61V60H252ZM69 63L71 62H74L73 61V59H72V61H68ZM122 62V61H121ZM182 62L183 63H181L180 61L178 62L179 63V65H182V64H184V61L182 60ZM186 62V63H187ZM245 62V61H244ZM243 62V63H244ZM249 62H251V61H249ZM34 63V62H33ZM39 63H41V61L39 62ZM44 63V62H43ZM100 63V62H99ZM99 63L97 64V65H99ZM102 63V65L104 66L103 68H106L105 66H107V65H104L103 64V62H101ZM106 63V62H105ZM181 63V64H180ZM195 63V62H194ZM254 63V62H253ZM253 63H252V65H253ZM258 63V62H257ZM256 62L254 63V65H256L257 64ZM36 64V63H35ZM118 64V63H117ZM120 64V63H119ZM137 64V63H136ZM164 64V63H163ZM171 64V63H170ZM201 64V65H202ZM212 64V63H211ZM210 64V65H211ZM241 64H242V62H241ZM245 64V63H244ZM247 64V63H246ZM245 64V65H246ZM264 64V63H263ZM34 65V64H33ZM33 65H31V66H33ZM41 65V64H40ZM46 65V64H45ZM75 65H76V63H75ZM78 65V64H77ZM91 65V67H93L92 69H95L97 66L96 65H94V63H93V66H92V64H90ZM124 65V64H123ZM27 66H28V64H27ZM39 66V65H38ZM49 66V65H48ZM56 66H57V64H56ZM121 66V65H120ZM120 66H118V67H120ZM202 66H204V65H202ZM247 66V65H246ZM250 66V64L248 65V67ZM257 66H258V64H257ZM259 66H260V63H259ZM262 66V69L260 70V69H258L257 71L259 72H257L258 73V76H260V78L261 77H263V79H264V65H261ZM21 67H23V65L21 66ZM46 67V66H45ZM75 66H74V64H73V66L71 67L72 69L74 68ZM90 67V68H91ZM99 67H101L102 68V66H98L97 68H99ZM113 67H114V65H112V69H113ZM131 67H135V64H134V66H133V64H132V66ZM130 67V68H131ZM137 67V66H136ZM135 67V68H136ZM141 67V66H140ZM140 67H138V69L140 68ZM205 67H207V66H205ZM250 67H252V66H250ZM256 67V66H255ZM24 68V67H23ZM27 68V71L26 72H29L28 71V67H26ZM51 68H52V64H51ZM54 68V67H53ZM56 68H58V67H56ZM55 68V69H56ZM79 67L77 66V69H78ZM111 68L110 69H108V66H107V69H108V73H110V72H112V74H113V72L114 71H109V70H111ZM116 68V67H115ZM134 68V71H136L137 69H135ZM253 68V67H252ZM31 69V68H30ZM37 69H38V67H37ZM36 69V70H37ZM89 69V68H88ZM107 69H106V71H107ZM127 69H129V66L128 67H126V71H127ZM141 69H144V68H141ZM140 69V70H141ZM200 69H204L203 67L202 68H200ZM257 68H255V70H256ZM43 70V69H42ZM54 70V69H53ZM123 70H125V69H119V73L121 72L122 73V71ZM131 70V69H130ZM205 70H207V69H205ZM248 70H250V68L248 69ZM254 70V69H253ZM25 71V70H24ZM34 71V70H33ZM55 71V70H54ZM126 71H124V72H126ZM138 71V70H137ZM136 71V72H137ZM142 71V70H141ZM199 71H201V70H199ZM209 71V70H208ZM207 71V72H208ZM116 72H118V70L116 71ZM123 72V73H124ZM133 72V71H132ZM131 72V73H132ZM17 73H19V70L17 71ZM24 73V72H23ZM173 73V72H172ZM182 73V72H181ZM185 73V72H184ZM206 73V72H205ZM205 73L203 72V75L205 76ZM210 73H211V69H210ZM57 74V73H56ZM59 74V73H58ZM66 76L68 75L67 73H64ZM114 74H118V73H114ZM126 74V73H125ZM139 74V73H138ZM137 74V75H138ZM143 74H144V72H143ZM197 74V73H196ZM208 74H209V72H208ZM207 73H206V76L208 75ZM34 75H35V73H34ZM62 75V74H61ZM70 75V74H69ZM122 75V74H121ZM136 75V74H135ZM141 75H142V73H141ZM146 75V74H145ZM175 75V74H174ZM174 75L172 74V76L174 77ZM179 75H180V72H179ZM182 75H184V74H182ZM186 75V74H185ZM188 75V74H187ZM187 75L184 77L183 76V78H187ZM195 75V74H194ZM198 75L199 74H197V77H198ZM16 76H18V75H16ZM20 76V75H19ZM60 76V75H59ZM63 76V75H62ZM122 76H124L125 77V75H122ZM144 76V75H143ZM150 76V75H149ZM148 76V77H149ZM176 76H177V74H176ZM193 76V75H192ZM200 77L198 78V81H200L199 79L201 78V80H203L202 78H203V76H201V74L199 75ZM209 76H210V74L208 75V77H206L207 79L209 78ZM226 76V75H225ZM230 76V75H229ZM21 77V76H20ZM61 77V76H60ZM59 77V78H60ZM110 77H112L111 75H110ZM110 77H108L109 79H110ZM114 77V76H113ZM132 77H134V76H132ZM138 77V76H137ZM147 77V76H146ZM151 77V76H150ZM159 77V76H158ZM181 77V76H180ZM195 77V76H194ZM231 77V76H230ZM16 78V77H15ZM24 78V77H23ZM104 79L106 78V76L105 77H103ZM102 78V79H103ZM115 78V77H114ZM120 78V77H119ZM118 78V79H119ZM145 78V77H144ZM143 78V79H144ZM170 78V80H171V77H169ZM169 78H166L165 80H163V81H160V83L158 82V85L159 84H161V86L159 85L158 86V88L159 87H163V88H169L170 87V85H172V87H173V90H174V86H173V84H171L170 83V80H169ZM175 78V77H174ZM179 78V77H178ZM189 78V77H188ZM190 78H191V76H190ZM190 78L189 79H184L185 81H186V83L188 82L187 80H190ZM235 78H238L239 79V77H235ZM18 79V78H17ZM27 79V78H26ZM58 79V78H57ZM108 79V80H109ZM193 79V78H192ZM191 79V80H192ZM233 79V78H232ZM231 79V80H232ZM259 79V78H258ZM262 79V80H263ZM11 80V79H10ZM16 80V79H15ZM19 80V79H18ZM21 80V79H20ZM106 80V81H105ZM105 80H102V81H105V83L107 82V79H105ZM120 80H122L121 82L123 83H125V81L127 80V79H125L124 80V78L123 79H121L120 78ZM133 80V79H132ZM149 80V79H148ZM152 80V79H151ZM154 80V79H153ZM172 80H174V79H172ZM171 80V81H172ZM176 80H177V78H176ZM181 82H183L184 80L183 79H179ZM179 80H177L178 82H179ZM183 80V81H182ZM193 80H195V78L193 79ZM192 80V81H193ZM196 80H197V78H196ZM228 80V79H227ZM236 80V79H235ZM242 80H244V79H242ZM116 81H117V79H116ZM137 81V80H136ZM191 81V82H192ZM238 81V80H237ZM259 81H261V80H258V82ZM16 82H17V80H16ZM15 82V85L14 86H16L17 85V83ZM21 82V81H20ZM23 82V81H22ZM109 82V81H108ZM114 82V81H113ZM117 82H119L120 83V81L118 80ZM117 82H116V84H117ZM127 82V81H126ZM131 82V84L130 85H132V82H135V81H130ZM138 82H139V79H138ZM142 82V81H141ZM190 82V83H191ZM194 82H196V81H194ZM206 82V81H205ZM204 81L202 82V84L203 83H205ZM241 82H243V81H241ZM24 83H25V81H24ZM122 83H120V84H122ZM155 83V82H154ZM199 83V82H198ZM197 83V84H198ZM226 83V82H225ZM256 83V82H255ZM11 84V83H10ZM26 84V83H25ZM55 84V83H54ZM126 84V83H125ZM139 84V83H138ZM145 84V83H144ZM148 84V83H147ZM152 84V83H151ZM150 84V85H151ZM178 84V83H177ZM192 84H193V86L195 87V85H194V83H191L190 84V87L192 86ZM200 84H201V81H200ZM259 84H261L260 85V88H261V86H262V84L264 85V83H259ZM13 85V84H12ZM22 85V84H21ZM27 85V84H26ZM110 85V84H109ZM117 85H119V84H117ZM127 85H129V84H127ZM134 85V84H133ZM176 85V84H175ZM179 85V84H178ZM184 86H186L185 84H183ZM183 85H181V87L183 86ZM189 85V84H188ZM188 85H187V87H188ZM56 86V85H55ZM106 86V85H105ZM121 86H123V85H121ZM126 86V85H125ZM124 86V87H125ZM140 86V85H139ZM143 86V85H142ZM177 86V85H176ZM193 86H192V88H193ZM199 85H197V87H198ZM251 86V85H250ZM253 86H255V85H253ZM257 86H258V83H257ZM11 87V86H10ZM18 87V86H17ZM16 87V88H17ZM19 87H20V85H19ZM22 87V86H21ZM23 87H24V84H23ZM119 87H120V85H119ZM127 87L128 86H126V88H122L123 89V91H121V88H118V93L116 92V90H115V92L114 91H112L111 89L112 88H109L106 92H107V94H109L111 97H113V98H116V97H118V96H120V94L122 93V92H124V89H127ZM135 87V86H134ZM187 87H184V88H187ZM190 87H188V88H190ZM241 87V86H240ZM256 87V86H255ZM104 88V87H103ZM106 88V87H105ZM104 88V89H105ZM116 88V87H115ZM130 88H132L133 89V86H131V87H129L128 89H130ZM154 87H152V89H153ZM155 88H156V85H155ZM171 88V87H170ZM183 88V87H182ZM187 88V89H188ZM196 88V87H195ZM246 88V87H245ZM258 88H259V86L258 87H256V89L258 90ZM23 89V88H22ZM30 89V88H29ZM28 89V90H29ZM102 89V88H101ZM114 89V88H113ZM119 89H120V94H119ZM127 89V90H128ZM162 89V88H161ZM194 89V88H193ZM198 89V88H197ZM230 89H234V88H230ZM240 89V88H239ZM251 89V88H250ZM254 89V88H253ZM264 89V88H263ZM14 91H15V89H13ZM24 90V89H23ZM106 90V89H105ZM159 90H160V88H159ZM166 90V89H165ZM169 90V89H168ZM171 90V89H170ZM172 90V91H173ZM180 90H181V88H180ZM186 90V89H185ZM185 90H182V92H184ZM189 90V89H188ZM195 90V89H194ZM236 89H234V91H232L231 90V93L232 92H235L236 93V91H235ZM256 90V91H257ZM262 90V89H261ZM260 90V91H261ZM11 91V90H10ZM14 91H12V92H14ZM103 91L104 90H102V94H103ZM134 91V90H133ZM139 91V90H138ZM138 91H137V93H138ZM143 91H144V93H143ZM142 91V93H139L138 95H137V93H136V96H135V101H136V103H138V105L141 107V109H140V107L138 108V109H140V111L142 112V109L143 110H146V109H148L149 107V101H146V99H145V97H146V92L148 91V89L147 90H143ZM153 91H156V90H153ZM189 91H191V89L189 90ZM193 91V90H192ZM23 92V91H22ZM25 92V91H24ZM28 92V91H27ZM101 92V91H100ZM127 92V91H126ZM132 92V91H131ZM131 92H129V93H131ZM180 92V91H179ZM195 92V91H194ZM225 92V91H224ZM228 92V91H227ZM255 92V91H254ZM263 92V91H262ZM15 93V92H14ZM31 93V92H30ZM187 93H190V92H187L186 91V94ZM221 93H222V91H221ZM226 93V92H225ZM234 93V94H235ZM246 93H248V92H246ZM258 93H259V90H258ZM261 93V92H260ZM260 93L258 94V96H257V93L255 92V95L257 96V97H259V95H260ZM10 94H11V92H10ZM135 94V91H134V93H132V94H128V95H134ZM149 94V93H148ZM151 94V93H150ZM224 93H222V94H220L219 96L220 97H222V95H223ZM250 94V93H249ZM253 94V93H252ZM21 95H22V93H21ZM98 95V94H97ZM109 95H107V96H109ZM127 95V94H126ZM125 94H124V96H126ZM224 95H227V94H224ZM223 95V96H224ZM242 95V94H241ZM245 95H247V94H244L243 96H245ZM255 95H254V97L253 98H256L255 97ZM261 95H262V93H261ZM100 96V95H99ZM101 96H103V95H101ZM106 96V95H105ZM121 96H123L122 94H121ZM120 96V97H121ZM150 96V95H149ZM175 96V95H174ZM229 96H230V94H229ZM233 96V95H232ZM242 96V97H243ZM249 96V95H248ZM263 96V95H262ZM262 96H260L259 98H258V101H259V104H263V103H261L264 99H262ZM12 97V96H11ZM18 97V96H17ZM27 97H28V95H27ZM26 97V98H27ZM128 97V96H127ZM130 97V96H129ZM216 97V96H215ZM217 97H218V94H217ZM217 97H216V99H217ZM220 97H218L219 99H220ZM241 97V96H240ZM241 97V98H242ZM252 97V96H251ZM264 97V96H263ZM101 98V97H100ZM119 98V97H118ZM118 98H116V100L118 99ZM122 98H125V97H122ZM121 98V99H122ZM166 98V97H165ZM164 98V99H165ZM191 98V97H190ZM189 98V99H190ZM224 98V97H223ZM231 98H234V97H231ZM244 98H246V99H244ZM243 99L244 100H247V97H244ZM13 99H14V97H13ZM106 99V98H105ZM131 100L133 99L132 97L130 98ZM129 99V100H130ZM150 99V98H149ZM174 99V98H173ZM186 99V98H185ZM217 99L218 101H220L221 103L222 102H224L225 103V105H224V103L222 104V105H224V106H230V107H232L231 106V104H232V102L230 101L231 99H230V97H226V98H224V99ZM242 99V100H243ZM252 99V98H251ZM26 100V99H25ZM24 100V101H25ZM31 100V99H30ZM110 100V99H109ZM109 100H107V101H109ZM118 100H120V99H118ZM117 100V101H118ZM124 100V99H123ZM128 100V101H129ZM172 100V99H171ZM216 100V101H217ZM237 100H239V99H237ZM237 100L235 101V102H237ZM254 100V99H253ZM255 100H257V98L255 99ZM255 100H254V102H255ZM260 100H262L261 102H260ZM15 101V100H14ZM17 101V100H16ZM82 101L83 100H81V103H82ZM111 101V100H110ZM109 101V102H110ZM114 101V100H113ZM116 101V102H117ZM135 101H132L133 103L135 102ZM152 101H153V99H152ZM186 101H188L187 99H186ZM189 101H191V100H189ZM252 101V100H251ZM29 102V101H28ZM76 102V101H75ZM79 102H80V99H79V101L77 102L78 104H79ZM89 102V101H88ZM166 102H168V101H166ZM184 102V101H183ZM254 102L252 101V103H253V105H254ZM24 103V102H23ZM23 103H21V104H23ZM80 103V105L82 106V104ZM93 103V102H92ZM126 102H124V104H125ZM135 103V104H136ZM159 103V102H158ZM161 103H165V102H161ZM173 103V102H172ZM179 103V102H178ZM181 103V102H180ZM218 104H219V102H217ZM239 103V102H238ZM237 103V104H238ZM18 104V103H17ZM38 104V103H37ZM87 104V103H86ZM103 104H107L106 102L105 103H103ZM102 104V105H103ZM116 103H114V105H115ZM130 104H131V101H130ZM166 104H168V103H166ZM165 104V105H166ZM181 104H183V103H181ZM214 104H216L215 102H214ZM256 104L257 105H259L257 102H256ZM35 105V104H34ZM33 105V106H34ZM109 105V104H108ZM121 105V104H120ZM125 105H128V103L127 104H125ZM137 105V104H136ZM160 105V104H159ZM163 105V104H162ZM164 105V106H165ZM175 105V104H174ZM178 105H180V104H178ZM177 105V106H178ZM187 105V104H186ZM217 105V104H216ZM233 105V104H232ZM240 105H241V103H240ZM256 105V106H257ZM12 106V105H11ZM28 106V105H27ZM39 106V105H38ZM87 106V105H86ZM104 106V105H103ZM123 106V105H122ZM121 106V107H122ZM129 106V105H128ZM127 106V107H128ZM185 106V105H184ZM218 106H220V108H217L216 110H218L216 113H219V111L221 112H223V110H221V105H218ZM217 106V107H218ZM224 106H222V108H224ZM237 106V105H236ZM236 106H234V107H236ZM255 106V105H254ZM255 106V107H256ZM263 106V105H262ZM22 107V106H21ZM75 107H77V106H75ZM88 107V106H87ZM95 107V106H94ZM110 107V109H111V106H109ZM120 107V108H121ZM153 107V106H152ZM156 107V106H155ZM160 107H161V105H160ZM170 107V106H169ZM172 107V106H171ZM174 107V106H173ZM179 107V106H178ZM216 107V106H215ZM238 107V106H237ZM90 108V107H89ZM108 108V107H107ZM113 108H115L116 109V107H113ZM175 108H177L176 107V105H175ZM181 108H183L182 106H181ZM180 108V109H181ZM214 108V107H213ZM226 108V107H225ZM263 108H264V106H263ZM23 109V108H22ZM25 109V108H24ZM32 109V108H31ZM34 109V108H33ZM78 109V108H77ZM84 109V108H83ZM103 109H104V107H103ZM109 109V108H108ZM109 109V111H111ZM123 109H125V108H123ZM157 109H159V108H157ZM157 109H154V111L156 112V110ZM166 109H167V107H166ZM228 109H230V108H228ZM260 109H262V108H260V106H258L257 107V111L258 110H260ZM17 110V109H16ZM27 110H29L28 108H27ZM36 110V109H35ZM101 110V109H100ZM114 110V109H113ZM117 110V109H116ZM129 109H127V111H128ZM160 110V109H159ZM162 110H163V108H162ZM161 110V111H162ZM176 110H178V109H176ZM214 110V109H213ZM212 110V111H213ZM226 111H227V109H225ZM224 110V111H225ZM18 111V110H17ZM39 111V110H38ZM80 111V110H79ZM79 111H78V113H79ZM90 111V110H89ZM95 111V110H94ZM103 111H107L106 109L105 110H103ZM102 111V112H103ZM124 111V110H123ZM130 111V110H129ZM179 111V110H178ZM181 111V110H180ZM206 111V110H205ZM234 111H235V108H234ZM236 111H238L237 109H236ZM242 111V110H241ZM244 111V110H243ZM263 111H264V109H263ZM263 111L261 110V113H263ZM32 112V111H31ZM31 112H29L28 114H30ZM41 112V111H40ZM99 112V111H98ZM134 112V111H133ZM144 112V111H143ZM160 112V111H159ZM163 112V111H162ZM169 112V111H168ZM175 112V117H176V115H177V112L176 111H174ZM221 112V113H222ZM239 113H240V111H238ZM256 112V111H255ZM12 113H13V111H12ZM35 113V112H34ZM82 113V112H81ZM129 113V112H128ZM145 113V112H144ZM171 113V112H170ZM214 114L215 116L217 115V114ZM221 113H219V115L221 114ZM227 113V112H226ZM226 113H225V116H226ZM229 113L230 112H228V114L227 115H229ZM233 113V112H232ZM22 114H24V113H22ZM26 114V113H25ZM24 114V115H25ZM37 114V113H36ZM40 114V113H39ZM89 114V113H88ZM94 114V113H93ZM93 114L91 113V115L93 116ZM133 114H135V113H133ZM138 114H140V113H138ZM150 114V113H149ZM157 114H159L158 112H157ZM166 114V113H165ZM169 114V113H168ZM168 114H167V117L165 118V122L167 121H170V119H171V117H169L168 116ZM171 114H173V113H171ZM200 114V113H199ZM199 114H197V116H195V119L196 118H198V115ZM201 114H202V112H201ZM199 115V116H202V115ZM204 114H206V112L204 113ZM203 114V115H204ZM213 114V112L211 113V115ZM231 114V113H230ZM240 114H242V113H240ZM256 115H257V113H255ZM254 114V115H255ZM18 115V114H17ZM27 115V114H26ZM55 115V114H54ZM57 115V114H56ZM83 115V114H82ZM99 115V114H98ZM120 115H123V114H121L120 113ZM124 115H125V113H124ZM128 115V114H127ZM130 115V114H129ZM136 116H137V113L135 114ZM179 115V114H178ZM211 115H208L209 117H207L208 119L210 118V116ZM219 115H217V116H219ZM235 115V114H234ZM236 115H239V114H236ZM251 115V114H250ZM254 116V118L256 117L257 119L259 118V116L257 117V116ZM261 115V114H260ZM264 115V114H263ZM263 115H261V117L263 116ZM13 116H15V114L13 115ZM23 116V115H22ZM32 116H33V114H32ZM59 116V115H58ZM84 116H85V114H84ZM149 116V115H148ZM154 116V115H153ZM232 116V115H231ZM242 116V115H241ZM45 117V116H44ZM48 117V116H47ZM46 117V118H47ZM53 117V116H52ZM57 117V116H56ZM71 117V116H70ZM99 117V116H98ZM124 117V116H123ZM151 117V116H150ZM164 117H165V115H164ZM212 117V116H211ZM227 118H228V116H226ZM225 117V118H226ZM233 117V116H232ZM235 117V116H234ZM233 117V118H234ZM237 117V116H236ZM235 117V118H236ZM1 118V117H0ZM35 118V117H34ZM41 118V117H40ZM75 118V117H74ZM78 118V117H77ZM77 118H76V122H78V120H77ZM88 117H86V119H87ZM91 118V117H90ZM126 118V117H125ZM141 118V117H140ZM178 118H180V116L178 117ZM194 118V117H193ZM201 118V117H200ZM207 118H205L206 120H208ZM215 118V117H214ZM218 117H216L215 118V121H216V119H217ZM224 118V119H225ZM230 118V117H229ZM228 118V119H229ZM234 118V119H235ZM255 118V119H256ZM20 119V118H19ZM24 119V118H23ZM27 119V118H26ZM32 119V118H31ZM57 119H58V117H57ZM82 119V118H81ZM85 119V120H86ZM89 119V118H88ZM149 119V118H148ZM162 119H164V118H162ZM173 119V118H172ZM175 119V118H174ZM223 119V120H224ZM236 119H239V118H236ZM28 120V119H27ZM64 120V119H63ZM94 120V119H93ZM97 120V119H96ZM101 120V119H100ZM151 120V119H150ZM218 120V119H217ZM230 120V119H229ZM29 121H31V120H29ZM60 121V120H59ZM58 121V122H59ZM91 121V120H90ZM152 121V120H151ZM155 121V120H154ZM177 121V120H176ZM209 121V120H208ZM214 123H215V121L214 120H212ZM212 121L210 122V123H212ZM220 121V120H219ZM224 121H226V120H224ZM224 121H223V124H224ZM236 121V120H235ZM238 121V120H237ZM263 121V120H262ZM71 122H73V121H70V123ZM127 122V121H126ZM150 122V121H149ZM162 122V121H161ZM174 122V121H173ZM197 122H201V121H197ZM204 122V121H203ZM206 122V121H205ZM228 122V121H227ZM16 123V122H15ZM52 123V122H51ZM50 123V124H51ZM62 123V122H61ZM78 123H80V120H79V122ZM88 123H89V121H88ZM95 123V122H94ZM114 124H117V123H115V122H113ZM163 123H164V121H163ZM170 124H171V122H169ZM169 123H167V124H169ZM214 123H212L211 125H208V122H207V124L206 125H208L209 127L210 126H215V127H217L216 126V123H217V121H216V123L214 124ZM222 123V122H221ZM229 123L230 124H233L231 121H229ZM229 123H225L227 126H229ZM34 124V123H33ZM64 124V123H63ZM67 124H68V122H67ZM96 124V123H95ZM106 124H107V122H106ZM134 124V123H133ZM149 124V123H148ZM191 124V123H190ZM201 124V123H200ZM220 124V123H219ZM237 124V123H236ZM258 123H256V125H257ZM260 124V123H259ZM263 124V123H262ZM261 124V127H264V124L262 125ZM24 125V124H23ZM65 126V130H66V127H68L69 128V126L68 125H66V124H64ZM73 125H74V122H73ZM78 125V124H77ZM86 125H87V123H86ZM90 125V124H89ZM135 125H136V123H135ZM155 125V124H154ZM157 125V124H156ZM194 125H195V123H194ZM197 125V124H196ZM203 125V124H202ZM255 125V126H256ZM2 126H3V123H2ZM51 126V125H50ZM53 126V125H52ZM78 126H80V125H78ZM77 126V127H78ZM92 126H93V123H92ZM110 126V125H109ZM140 126V125H139ZM144 126H145V123H144ZM162 127H163V125H161ZM167 126V125H166ZM172 126V125H171ZM222 125H220V127H221ZM225 126V125H224ZM73 127V126H72ZM85 127V126H84ZM89 127V126H88ZM99 127V126H98ZM130 127V126H129ZM153 127V126H152ZM164 127H165V125H164ZM205 127V126H204ZM203 127V128H204ZM207 127V126H206ZM205 127V128H206ZM260 127V126H259ZM2 128V127H1ZM55 128V127H54ZM74 128V127H73ZM73 128H70V131L73 129ZM79 128V127H78ZM77 128V129H78ZM82 128V127H81ZM140 128H143V126L141 125V127ZM156 128V127H155ZM174 128V127H173ZM203 128L198 124V129L197 130H199V132H200V130L202 129L203 130ZM211 128V127H210ZM37 129V128H36ZM77 129L75 128V130L77 131ZM80 129V128H79ZM84 130H85V128H83ZM137 129V128H136ZM138 129H139V127H138ZM137 129V130H138ZM206 129H209L208 127L206 128ZM216 129H218V128H216ZM255 129H257V130H255V131H259V129L257 128V127H255ZM30 130V129H29ZM47 130V129H46ZM59 130V129H58ZM61 130V129H60ZM90 130H92V129H90ZM160 130V129H159ZM163 130V129H162ZM210 130V129H209ZM214 130H215V128H214ZM262 129H260V131H261ZM263 130H264V128H263ZM262 130V131H263ZM51 131V130H50ZM72 131H74V129L72 130ZM79 131V130H78ZM96 131V130H95ZM140 131V130H139ZM144 131V130H143ZM157 131H158V129H157ZM168 131V130H167ZM205 131V130H204ZM208 131V130H207ZM212 131V130H211ZM83 132H85V131H83ZM88 132V131H87ZM92 132V131H91ZM94 132V131H93ZM106 132V131H105ZM120 132V131H119ZM142 132V131H141ZM197 132V131H196ZM209 132V131H208ZM216 132H218V130L216 131ZM264 132V131H263ZM65 133V132H64ZM71 133H73V132H71ZM100 133V132H99ZM99 133H97V134H99ZM164 133V132H163ZM206 133V132H205ZM205 133H204V135H205ZM214 133H215V131H214ZM255 133H257V132H255ZM254 133V134H255ZM260 133V132H259ZM40 134V133H39ZM83 134V133H82ZM90 134V133H89ZM92 134V133H91ZM94 134V133H93ZM105 134V133H104ZM115 134V133H114ZM114 134H113V136H114ZM132 134H133V132H132ZM162 134V131H161V133L159 134V135H161ZM194 134V133H193ZM213 134V133H212ZM261 135H263L262 133H260ZM259 134V135H260ZM25 135H26V133H25ZM70 135V134H69ZM77 134L75 133V136H74V138H78V135L76 136ZM109 135H111V134H109ZM107 136V138L108 137H112V136ZM134 135V134H133ZM136 135V134H135ZM163 135V134H162ZM180 136L179 137H181L182 136V134H179ZM197 135V134H196ZM256 135V134H255ZM258 134H257V136H259ZM260 135V136H261ZM54 136V135H53ZM58 136V135H57ZM81 136H83V135H81ZM87 136H89V135H87ZM95 136V135H94ZM104 136V135H103ZM103 136L101 137V138H103ZM120 136V135H119ZM119 136H118V138H119ZM125 136H127V135H125ZM158 136V135H157ZM188 136H190V135H188ZM193 136V135H192ZM191 136V137H192ZM264 136V135H263ZM13 137H14V135H13ZM28 137V136H27ZM70 137V136H69ZM72 137H73V135H72ZM71 137V138H72ZM99 136L97 135L96 136V138H98ZM104 137H106V135L104 136ZM116 137V136H115ZM162 137V136H161ZM173 137H175V136H173ZM195 137V136H194ZM200 137V136H199ZM210 137H211V135H210ZM251 137H253V135H251ZM19 138V137H18ZM54 138H56V137H54ZM73 138V139H74ZM83 138H86V137H83ZM94 138V137H93ZM95 138V139H96ZM114 138V137H113ZM118 138H117V141H118ZM197 138V137H196ZM215 138V137H214ZM247 140L248 139H250V137L248 138V135H247ZM254 138V137H253ZM256 139H257V137H255ZM260 138V137H259ZM264 138V137H263ZM17 139V138H16ZM53 139V138H52ZM69 139V138H68ZM73 139H71V140H68V141H71V143H73V142H77L78 140H80V142L81 143H85V142H83V141H81L82 139H78V140H75V141H72ZM91 139H92V137H91ZM90 139V140H91ZM94 139V140H95ZM105 139V138H104ZM161 139H163V138H161ZM174 139V138H173ZM190 139V138H189ZM209 139V138H208ZM252 139V138H251ZM261 139V138H260ZM32 140V139H31ZM30 140V141H31ZM36 140V139H35ZM51 140V139H50ZM49 140V141H50ZM55 140H57V139H55ZM61 140V139H60ZM85 140V139H84ZM93 140V141H94ZM107 140V139H106ZM121 140V139H120ZM214 140V139H213ZM246 140V141H247ZM258 140V139H257ZM261 140H264V139H261ZM7 141V140H6ZM9 141V140H8ZM8 141L6 142V143H8ZM26 141V140H25ZM34 141V140H33ZM100 141H103L102 139L100 140ZM114 141V140H113ZM127 141V140H126ZM168 141V140H167ZM196 141V140H195ZM200 141V140H199ZM199 141H197V142H199ZM205 141H206V139H205ZM245 141V140H244ZM253 141V140H252ZM17 142H18V140H17ZM16 142V143H17ZM34 142H37V141H34ZM40 142V141H39ZM44 142V141H43ZM57 142V141H56ZM65 142H66V140H65ZM79 142V141H78ZM96 142H98L97 140L95 141V143ZM109 142H111L110 144H112L113 142L112 141H109ZM123 142V141H122ZM121 141H120V143H122ZM173 142V141H172ZM178 145L180 146L181 145V142L178 140ZM186 142V141H185ZM201 142V141H200ZM240 142H242V141H240ZM239 142V143H240ZM249 142V141H248ZM255 142H257V141H255ZM254 142V143H255ZM259 142V141H258ZM20 143V142H19ZM27 143V142H26ZM62 143V142H61ZM66 143H69L70 144V148H71V143L70 142H66ZM86 143H88V141L86 142ZM100 143H102V142H100ZM107 143V144H106ZM105 144H106V146L107 147H109L108 145V140H107V142H106ZM114 143H115V141H114ZM113 143V144H114ZM123 143H125V142H123ZM122 143V144H123ZM127 143V142H126ZM128 143H130V142H128ZM144 143V142H143ZM160 143V142H159ZM189 143V142H188ZM234 143H236V142H234ZM239 143H236L235 144V146L237 145V144H239ZM251 143V142H250ZM264 143V142H263ZM13 144H15V143H13ZM27 144H31V143H27ZM34 144V143H33ZM32 144V145H33ZM48 144H50V143H48ZM74 144V143H73ZM78 144V143H77ZM76 144V145H77ZM99 144V142L97 143V145ZM118 144H119V142H118ZM121 144V145H122ZM130 144H132V143H130ZM129 144V145H130ZM156 144V143H155ZM154 144V145H155ZM198 144V143H197ZM196 144V145H197ZM200 144V146H201V143H199ZM198 144V145H199ZM205 144V143H204ZM232 144V143H231ZM230 144V145H231ZM240 144H241V146H240ZM238 146H240L241 147V149H245V148H248L249 146H251V144H253V143H251L250 145H248L247 143L245 144L244 142H242V143H240ZM242 144H244V145H242ZM6 145H8V144H6ZM25 145V144H24ZM36 145L39 147V145L36 143ZM40 145H41V143H40ZM47 145V144H46ZM63 145L65 146V143H63L62 144V147H63ZM88 144H83V148H84V150H85V148L86 149H88L89 147L87 146ZM90 145H92L91 143H90ZM89 145V146H90ZM93 145H94V143H93ZM92 145V146H93ZM103 143H102V145H101V147H103ZM120 145V146H121ZM128 145V146H129ZM159 145V144H158ZM208 145H210V144H208ZM207 145V146H208ZM215 145V144H214ZM247 145H248V147H247ZM255 146H257V144H254ZM259 145V144H258ZM260 145H262V144H260ZM14 146V145H13ZM16 146V145H15ZM27 146V145H26ZM29 146H31V145H29ZM42 146V145H41ZM41 146H40V148H41ZM56 146V145H55ZM67 146H68V144H67ZM78 146L80 147L81 146V149L83 150V148H82V144H78ZM113 146V145H112ZM118 146V145H117ZM125 146V145H124ZM138 146V145H137ZM151 146V145H150ZM178 146V147H179ZM182 146V145H181ZM185 146H186V144H185ZM191 146V145H190ZM234 146V145H233ZM237 146V147H238ZM254 146V147H255ZM264 146V145H263ZM11 147V146H10ZM19 147V146H18ZM33 147V146H32ZM100 147V146H99ZM113 147H115V146H113ZM113 147L111 148V150L113 149ZM119 147V146H118ZM152 147V146H151ZM154 147V146H153ZM175 147V146H174ZM205 147V146H204ZM204 147H202L201 149H203ZM209 147V146H208ZM226 147V146H225ZM228 147V146H227ZM239 147V148H240ZM254 147H252L251 146V148L253 149ZM25 148V147H24ZM35 148V147H34ZM37 148V147H36ZM35 148V149H36ZM47 148V147H46ZM51 148V147H50ZM69 148V147H68ZM90 148H95V146L94 147H91L90 146ZM105 148V147H104ZM104 148H100V150H102V149H104ZM110 148V147H109ZM116 148V147H115ZM120 148L121 147H119L118 149L120 150ZM126 149L124 150H122V151H126L127 152V146L125 147ZM135 148V147H134ZM154 148H157V147H154ZM180 148V147H179ZM185 148V147H184ZM196 148V147H195ZM207 148V147H206ZM229 148V147H228ZM234 148V147H233ZM250 148V147H249ZM54 149V148H53ZM62 149V148H61ZM65 149H67L66 147L65 148H63V150L65 151ZM116 150V151H119V150ZM133 149V148H132ZM172 149H173V147H172ZM176 149V148H175ZM180 149H182V148H180ZM190 150H191V148H189ZM213 149H214V147H213ZM220 149V148H219ZM218 149V150H219ZM221 149H223L224 150V148L223 147H221ZM234 149H237L236 147L234 148ZM259 150V147H257L256 148V150ZM262 149H264V148H262ZM262 149H260L259 151H260V154H258V155H260L259 157H257V155H255V157H256V171L254 170V169H251V171H250V168H248V167H245L244 169V171H242V169H240V171H239V168H238V172L236 171V170H234L236 173L234 174V175H236V176H234V177H236V178H234V177H232L231 178V175H230V173H232V171L229 173V178H231V179H233L234 178V180H233V182L231 183V182H228V185H227V187L226 186H223V189H224V187H226L225 188V197H223V193H220V195H219V197H216L215 195H209L208 194V192H205L204 190H203V188H205V185H206V183H205V181H204V183H205V185H204V187H201V188H197V183H195V179H197L198 178V175H199V173L200 172H204L205 171V169H204V167H205V165L207 166V164H206V162H205V164H204V162L203 163H199L198 161V163L196 162V161H192L193 163H195L196 162V164L197 165H195V164H193L194 166L193 167H188V168H186V169H184V170H182V171H180V170H176V172L178 173V175H177V173H175V171H173L177 176H175V174L173 175V173H172V175L173 176H175V177H171L168 173H166V175L167 176H164L163 177V181L162 182H164L163 184H159V186L157 185V186H155V187H157V188H154L153 187V185L150 187H148L146 184H143L144 183V180H145V178H147L146 176H149V174H150V172H152V171H148V170H152L154 167H155V164H154V167L152 168V166H147V163H148V161H144L145 162V164H146V166H144L145 164H139L140 162H138V163H134V161H136V160H133V162H132V160H130L131 162H129V161H127V160H125L124 158H129V156L127 157V156H125L124 158H119V159H121V160H123V161H121V160H119L118 159V157L116 158L117 160H114V162H115V164L116 165H113L114 167L115 166H117V164H118V168H120V170L122 169V170H127V169H131V170H133V173L131 174V173H128L129 174V176L127 175V177L124 179V180H118L119 178H117V180H115V178H112L111 176V178H112V180L110 181V185H111V188H120V187H124L125 189H120V190H118V191H112V192H114V194L113 195H111L112 197H110V198H112V203H111V214H112V216H113V218H112V220H111V217H109L110 218V220L112 221H110L111 223L110 224H106L104 221H105V219H103L104 217H102V215H97L98 214V212H97V216H95V217H92V218H90L91 220H92V224L91 223H89V222H91V220L89 221V219L87 220V224L86 223H83V222H79L80 221V219H85L86 217L84 216H82V218L80 217L79 219L77 218V217H79V216H77V217H74L76 214H78V213H72L71 215H69L70 216V218H69V220H68V222H66L65 223V225H64V228H65V232L67 231L66 229H68V231L70 230V232H72V233H68V232H66L67 234H72V235H74L73 236V238L75 237V244H77L78 246V248H76V249H79V248H81V250L82 249H85L86 250V248L87 247H90L91 245H93V249H95L94 251H96L95 253H96V255L97 256H95V253H94V251H92L93 252V254H92V252H91V255L94 257H92L91 255H90V257H88V258H90V260H88V261H90L89 263L90 264H195L194 262L196 261V260H198V259H194V256L195 255H197V252H198V249L199 248H204V251L206 250H209V251H207V252H205L204 254L205 255H208L207 257L209 258V262H208V264H246V260L244 261L243 260V258L241 257V255L237 252V250H235V248H234V246H233V244H232V241L231 240H228V239H222L220 236H219V234L218 235H216V233H213V231L211 232V228H209V226L210 225H208V221H207V219H206V213H208V211H210V210H212V209H214V210H216V208H222L223 210H225V213H226V211H230V212H234V211H236V213L238 212L240 215H242V217L240 216V215H238V219H239V216H240V218L241 219H243V221H244V225H245V232H246V234H248V232L250 231V229H251V226H253L252 225V223L254 222V219H255V214L254 213H256L257 211H255L256 209H258L257 207L258 206H260L261 204H262V207H264V202H261V196H263V194H264V164L263 165H261V164H259V163H262V161L264 162V151L261 153V150ZM25 150H27V149H25ZM32 150H33V148H32ZM43 150V149H42ZM49 150V149H48ZM57 150V149H56ZM63 150H62V153H63ZM76 150H77V147H76ZM88 150H90V149H88ZM88 150H85L86 152L88 151ZM95 151H97L98 150V148H97V150H96V148L94 149ZM134 150V149H133ZM132 150V151H133ZM193 150V149H192ZM191 150V151H192ZM204 150V149H203ZM215 150H217V149H215ZM227 150V148H225V151ZM231 150H232V148H231ZM230 150V151H231ZM243 150H240L239 149V151H243ZM250 150V149H249ZM254 150H255V148H254ZM255 150V152H257ZM35 151V150H34ZM69 151V150H68ZM67 151V152H68ZM72 151V150H71ZM78 151H79V153L81 152V150L78 148ZM102 151H104V150H102ZM113 151V150H112ZM129 151H131L130 149H129ZM131 151V152H132ZM182 151V150H181ZM186 151V150H185ZM214 151V150H213ZM244 151H246L247 152V149L246 150H244ZM258 151V152H259ZM16 152V151H15ZM75 151V149H74V151H73V153L74 154H78V152H76ZM83 153H85L84 151H82ZM89 152H91V150L90 151H88V153ZM130 152V153H131ZM149 152V151H148ZM170 152H171V150H170ZM170 152H169V154H166V156L168 155V157L171 155L170 154ZM173 152V151H172ZM195 152V151H194ZM208 152V151H207ZM217 152H219V151H217ZM223 152V151H222ZM222 152H220V153H222ZM23 153V152H22ZM25 153V152H24ZM31 153V152H30ZM52 152H50V154H51ZM54 153V152H53ZM58 153H59V151H58ZM58 153L56 154V155H58ZM72 153V152H71ZM93 153H95V152H93ZM97 153H98V151H97ZM106 153H107V151H106ZM116 153V152H115ZM124 153V152H123ZM129 153V152H128ZM129 153V154H130ZM134 153V152H133ZM168 153V152H167ZM178 153H180V152H178ZM184 153V152H183ZM193 153V152H192ZM220 153L218 154V153H216V154H218L217 156H220ZM229 153V152H228ZM233 154L235 153L234 151L232 152ZM232 153L230 152V154H229V156L231 155V157H232ZM243 153V152H242ZM245 153V152H244ZM248 153V152H247ZM9 154V153H8ZM12 154V153H11ZM44 154V153H43ZM66 154H68V153H64V155L63 154H61V155H63L64 157L66 156ZM81 154V153H80ZM80 154H79V156H80ZM87 154V153H86ZM86 154H84V156L86 155ZM91 154V153H90ZM100 154V153H99ZM116 154H118V153H116ZM126 154V153H125ZM132 154V153H131ZM135 154V153H134ZM225 154V153H224ZM224 154H222V156H220V160H222L221 158H223L224 159ZM241 154V153H240ZM32 155H33V153H32ZM55 155V156H56ZM69 155H70V152H69ZM69 155H68V158H69ZM83 154H81V156H82ZM95 155H96V153H95ZM152 155V154H151ZM174 155V154H173ZM211 156H212V154H210ZM227 157H228V155L227 154H225ZM238 155V154H237ZM7 156V155H6ZM18 156V155H17ZM30 156H31V154H30ZM50 156V155H49ZM92 156H93V154H92ZM117 156V155H116ZM116 156H114V158L116 157ZM122 156V155H121ZM124 156V155H123ZM131 156H133V154L131 155ZM135 156V155H134ZM10 157V156H9ZM28 157H29V155H28ZM27 157V158H28ZM32 157V156H31ZM73 157V156H72ZM86 157V156H85ZM96 157V156H95ZM101 156H99V158H100ZM106 157V156H105ZM104 157V158H105ZM111 157V156H110ZM171 157V156H170ZM173 157V156H172ZM182 157H184V156H182ZM225 158V159H228V158ZM239 157V156H238ZM254 157V156H253ZM253 157H251V158H253ZM58 158H62L63 159V157H57L56 159H58ZM66 158V157H65ZM65 158L63 159L64 161L63 162H66L68 159L66 158V160H65ZM82 158V157H81ZM89 158V157H88ZM103 158V157H102ZM99 159V160H101V161H99L100 162V165L98 164L97 166H96V163H97V161L96 160H94V158L91 160V163L92 162H95V168L94 169H98L99 170V168H100V166H101V163L102 164H104V163H106L107 161H106V159ZM189 158V157H188ZM187 158V159H188ZM191 158H192V156H191ZM190 158V159H191ZM197 158V157H196ZM196 158H194V159H196ZM219 158V157H218ZM233 158V157H232ZM232 158H230L229 160H231V161H235V159H232ZM234 158H237V157H234ZM48 159V158H47ZM51 159V158H50ZM49 159V160H50ZM62 159H60V160H62ZM74 159H75V157H74ZM76 159H78V158H76ZM87 159V158H86ZM96 159V158H95ZM108 159V158H107ZM130 159H132V158H130ZM179 159H181V158H179ZM179 159H178V162H179ZM201 159V158H200ZM254 159V158H253ZM16 160V159H15ZM28 160V159H27ZM38 160V159H37ZM53 160V159H52ZM51 160V161H52ZM55 160V159H54ZM53 160V161H54ZM59 160V159H58ZM59 160V162L61 163L62 161H60ZM88 160V159H87ZM108 160H110V159H108ZM176 160V159H175ZM213 160L214 159H212V162H213ZM217 160V158L215 159V161ZM261 161V162H258V161ZM29 161V160H28ZM31 161H32V159H31ZM79 161V160H78ZM103 161H104V163H103ZM111 161V160H110ZM181 161V160H180ZM184 161V160H183ZM187 161V160H186ZM204 161V160H203ZM206 161V160H205ZM223 161H225V160H223ZM223 161H220L221 163L223 162ZM248 161V163H249V161L250 160H247ZM247 161H245L246 163H247ZM11 162V161H10ZM22 162V161H21ZM30 162V161H29ZM37 162V161H36ZM56 162V160L54 161V162H52V164H54ZM74 162H76V161H73V163ZM113 162V161H112ZM113 162V163H114ZM208 162V161H207ZM220 162H216L215 163V165L217 164V163H219L220 164ZM237 162H238V160H237ZM254 161H252L251 162V165H252V163H253ZM8 163V162H7ZM44 163V162H43ZM70 163V162H69ZM82 163V162H81ZM88 163H90V160H89V162ZM87 163V164H88ZM90 163V164H91ZM211 163V162H210ZM224 163V162H223ZM222 163V164H223ZM225 163H226V161H225ZM229 163V164H228ZM227 164L228 165H231V162L229 161ZM247 163V164H248ZM63 165H64V163H62ZM67 164V163H66ZM90 164L89 165H85V167H86V169H87V167L88 166H90ZM150 164V163H149ZM178 164V163H177ZM177 164H175V165H177ZM190 164H191V162H190ZM204 164V165H203ZM233 164V163H232ZM236 163H234V165H235ZM238 164V163H237ZM236 164V165H237ZM1 165V164H0ZM18 165V164H17ZM29 165H31V163L29 164ZM29 165H27V166H29ZM38 165V164H37ZM59 165V163L58 164H55V166H58ZM62 165V166H63ZM83 165V166H84ZM109 165V164H108ZM112 165V164H111ZM166 166H167V164H165ZM165 165H163L162 167H164ZM171 165V164H170ZM212 165V164H211ZM226 164H224L223 166H225ZM241 165V164H240ZM250 165V164H249ZM250 165V167H252ZM27 166H26V168L25 169H27ZM55 166H53V167H55ZM77 166V165H76ZM83 166H82V168H83ZM92 166V165H91ZM93 166H94V164H93ZM160 166V165H159ZM189 166V165H188ZM192 166V165H191ZM218 166V164L216 165V167ZM221 166V165H220ZM227 166V165H226ZM232 166V165H231ZM254 166H255V162H254ZM2 167V166H1ZM13 167V166H12ZM15 167V166H14ZM37 167V166H36ZM59 167H61V165L59 166ZM65 167V166H64ZM85 167H84V169H85ZM96 167H99V168H96ZM102 167V166H101ZM113 167V168H114ZM173 167H174V165H173ZM213 167H215L214 166V164H213ZM213 167H211V168H213ZM227 167H229V166H227ZM233 167V166H232ZM231 167V170H233L234 169V167L232 168ZM244 167V166H243ZM5 168V167H4ZM30 168H31V166H30ZM62 168V167H61ZM81 168V167H80ZM82 168L80 169V171L82 170ZM91 167H89V169H90ZM157 168V167H156ZM156 168H155V170H156ZM160 168H161V166H160ZM160 168H157V169H160ZM169 168V167H168ZM179 168V167H178ZM182 168V167H181ZM210 168V169H211ZM218 168H219V166H218ZM224 168V167H223ZM29 169V168H28ZM38 169V168H37ZM37 169H36V171H37ZM40 169V168H39ZM53 169V168H52ZM56 169H59V168H56ZM92 169V168H91ZM148 169V170H147ZM167 169V168H166ZM176 169V168H175ZM183 169V168H182ZM203 169H204V171H203ZM214 169H216V168H214ZM235 169H236V167H235ZM16 170V169H15ZM20 170V169H19ZM29 170H31V169H29ZM29 170H27V171H23V175H27V176H29V178H31L30 177V171ZM45 170V169H44ZM68 170H69V168H68ZM67 170V171H68ZM75 170V169H74ZM79 170V169H78ZM108 170V169H107ZM147 170V171H146ZM253 170H254V174H253ZM17 171V170H16ZM36 171H34L35 173H36ZM43 170H42V168H41V170L40 171H38V172H40V174H42L41 172H42ZM54 171V170H53ZM66 171V170H65ZM70 171V170H69ZM83 171V170H82ZM81 171V172H82ZM87 171V170H86ZM92 171V170H91ZM95 171V170H94ZM97 171V170H96ZM114 171H116L115 169H114ZM172 171V170H171ZM221 171H222V169H221ZM224 171V170H223ZM228 171H230V169L228 170ZM22 172V171H21ZM52 172V171H51ZM74 172V171H73ZM88 172H89V170H88ZM88 172H83V173H85V175H87L88 174ZM102 172V171H101ZM106 172V171H105ZM108 172V171H107ZM110 172V171H109ZM118 172V171H117ZM117 172H116V174H117ZM160 172V171H159ZM213 172V171H212ZM215 172L217 173V172H219V170L217 171V170H215ZM227 172V171H226ZM27 173V174H26ZM29 173V174H28ZM64 173V172H63ZM76 173V172H75ZM82 173V174H83ZM87 173V174H86ZM92 173V172H91ZM96 173V172H95ZM164 173V174H165ZM222 173V172H221ZM6 174V173H5ZM33 171H32V176H33ZM44 174V173H43ZM72 174V173H71ZM94 174V173H93ZM99 174V173H98ZM108 174V173H107ZM127 174V173H126ZM152 174H153V172H152ZM151 174V175H152ZM203 174V173H202ZM213 174V176H211L209 179L207 178V180H209V181H207V185H206V190L207 189H212V191L214 190V189H216V188H218V187H216L217 185V183L218 182H220V183H223L224 181L222 180V179H224V178H226L225 177V175H227V174H225V175H223V176H221V178H220V176H218V174H216L215 175V173H212ZM232 174V175H233ZM36 174H34V176H35ZM38 175H39V173H38ZM46 175V174H45ZM91 175V174H90ZM90 175H88V176H90ZM97 175V174H96ZM113 175H115L114 173H113ZM154 175V174H153ZM160 175V174H159ZM220 175V174H219ZM7 176V175H6ZM27 176H25V177H27ZM39 176H42V175H39ZM55 176V175H54ZM54 176H53V178H54ZM92 176H94V175H92ZM92 176H90V179H91V177ZM117 176H119V175H117ZM155 176V175H154ZM209 176V175H208ZM216 176H217V178H216ZM228 176V175H227ZM37 177V176H36ZM52 177V176H51ZM56 177H57V175H56ZM62 178L64 177V176H61ZM66 177H68V176H66ZM80 177V176H79ZM95 177V176H94ZM203 177V176H202ZM205 177V176H204ZM19 178V177H18ZM28 178V177H27ZM28 178V179H29ZM34 179H35V177H33ZM47 177H44V179H46ZM73 178V177H72ZM93 178V177H92ZM96 178V177H95ZM102 178V177H101ZM110 178V179H111ZM124 178V177H123ZM219 178V179H218ZM228 178V179H229ZM32 179V178H31ZM44 179H42V180H44ZM48 179H49V177H48ZM97 179V178H96ZM95 179V180H96ZM103 179H105V178H103ZM160 179V178H159ZM217 179L218 180H222V181H217ZM227 179V178H226ZM2 180V179H1ZM41 180V181H42ZM59 180V179H58ZM66 180V179H65ZM64 180V181H65ZM94 180V179H93ZM93 180H90V181H93ZM99 180V179H98ZM38 181H39V179H38ZM45 181V180H44ZM49 181V180H48ZM54 181H56V180H54ZM63 181V180H62ZM100 181V180H99ZM148 181V180H147ZM147 181H145V182H147ZM183 181V182H182ZM197 181H199V180H197ZM230 181V180H229ZM232 181V180H231ZM29 182H31V181H29ZM45 182H47V180L45 181ZM68 182V181H67ZM67 182H65V183H67ZM73 182V181H72ZM89 182V181H88ZM101 182H103V181H101ZM105 182V181H104ZM186 182V183H185ZM227 182V181H226ZM33 183V182H32ZM37 182H34V185L36 184ZM42 183V182H41ZM48 183V182H47ZM51 183V182H50ZM50 183H48L49 184V188L51 187V185H50ZM58 183V182H57ZM56 183V184H57ZM60 183H61V181H60ZM59 183V184H60ZM71 183V182H70ZM91 183V182H90ZM152 183H154V181L152 182ZM152 183H149V184H152ZM156 183V182H155ZM203 183V182H202ZM219 183V184H220ZM229 183H231V184H229ZM28 184V183H27ZM42 184H44V182L42 183ZM55 184V183H54ZM76 184V183H75ZM97 184V183H96ZM196 184V185H195ZM32 184H30V186H31ZM39 183H38V185L36 184L35 186H38L39 187ZM45 185V184H44ZM100 185V184H99ZM200 184H198V186H199ZM203 184H201V186H202ZM216 185V186H215ZM223 185H225V183L223 184ZM233 185V189H231V186ZM15 186V185H14ZM27 185H25L24 187H26ZM28 186H29V184H28ZM34 186V187H35ZM45 186H47V185H45ZM53 186H55V185H53ZM53 186H52V188H53ZM66 186V185H65ZM75 186V185H74ZM83 186V185H82ZM88 186H90L89 184H88ZM109 186V185H108ZM107 186V187H108ZM31 187H33V186H31ZM31 187L30 188H28V191L27 190H25V191H27V194L29 193V189H31ZM34 187H33V190H35V191H33L32 192V189H31V193H29V195H27L26 194V192L24 191V195H25V199H23L24 198V195H19V196H23V200L22 199H20V197H19V200H20V202L21 201H23V203H21V204H23V205H21L19 202H15L16 204H18V205H20V206H18V205H16L15 203L14 204H12V205H14V207H16V206H18V207H16V209L12 212V214L10 213V215H7V216H10V218H11V215H12V217L13 218H15V219H23V220H26V219H31V217H32V215H33V217H35V218H33V220L35 221V219L38 217V218H40L41 216L40 215H45L44 213L45 212H48V210L50 211V209L52 210L53 209V207L54 206H56V205H54L55 203L57 204L58 202H54L55 200L57 201V200H60V199H58V196H59V198H61V196L62 195H58L57 197H54L53 199H55L53 202H50V198H46L43 194L41 195L40 193H38V191H36V189L37 190H39L37 187L34 189ZM71 187V186H70ZM81 187V186H80ZM87 187V186H86ZM16 188H18V187H16ZM16 188H14V192H15V189ZM27 188V187H26ZM40 189H41V186L39 187ZM56 188V187H55ZM67 188H69V187H67ZM76 188V187H75ZM74 188V189H75ZM77 188H78V184H77ZM84 188V187H83ZM43 189H45L44 188V186H43V188L41 189V190H43ZM62 189H63V187H62ZM73 189V190H74ZM89 189H91V188H89ZM104 189V188H103ZM109 189H110V187H109ZM196 189H198V191H196ZM201 189V190H200ZM220 189V186H219V188L217 189V190H219ZM226 189L228 190V191H226ZM52 190V189H51ZM53 190H56V189H53ZM58 190V189H57ZM67 190V189H66ZM78 190V189H77ZM98 190V189H97ZM96 190V191H97ZM200 190V191H199ZM22 191V190H21ZM20 191V193H22ZM59 192H60V190H58ZM76 191V190H75ZM93 191V190H92ZM211 191V193H214V192H212ZM221 191V190H220ZM16 192H18V190L16 191ZM39 192H41V191H39ZM43 192V191H42ZM79 192V191H78ZM86 192H88L87 190H86ZM90 192V191H89ZM94 192H95V190H94ZM210 192V191H209ZM218 192V191H217ZM227 192L229 193V195L227 194ZM2 193V192H1ZM58 193V192H57ZM19 194V193H18ZM49 194V193H48ZM53 194V193H52ZM61 194V193H60ZM64 194V193H63ZM72 194H73V192H72ZM75 194V193H74ZM76 194H77V192H76ZM80 194V193H79ZM78 194V195H79ZM27 195V196H26ZM81 195V194H80ZM78 196V198L76 199V200H73V197H72V200H73V202L75 203V201H77L78 199H80L79 197H81V196ZM84 195V194H83ZM109 195V196H110ZM226 195H228V196H226ZM8 196H9V194H8ZM18 196V195H17ZM16 196V197H17ZM52 196V195H51ZM50 196V197H51ZM54 196H56V195H54ZM64 196V195H63ZM69 196V195H68ZM88 196V195H87ZM12 197H13V195H12ZM15 197V196H14ZM15 197V198H16ZM53 197V196H52ZM76 197V196H75ZM65 198H66V196H65ZM84 198V197H83ZM264 198V197H263ZM263 198H262V200H263ZM52 199V200H53ZM71 199V198H70ZM6 200V199H5ZM15 200H17V199H15ZM18 200V201H19ZM64 200V199H63ZM83 200V199H82ZM81 200V201H82ZM11 201V200H10ZM12 201H14L13 199H12ZM62 201V200H61ZM53 203V204H52ZM65 203V202H64ZM68 203V202H67ZM66 204V203H65ZM77 204V203H76ZM1 205V204H0ZM12 205L11 206H9V208H8V210H10V208L12 207ZM16 205V206H15ZM25 205V206H24ZM70 205H72V204H70ZM69 205V206H70ZM59 206V205H58ZM63 206H64V204H63ZM62 206V207H63ZM89 206V205H88ZM27 207V208H26ZM59 207H61V206H59ZM58 207V208H59ZM61 207V208H62ZM68 207V206H67ZM66 207V208H67ZM92 207V206H91ZM104 207V206H103ZM6 208V207H5ZM23 208H25V209H23ZM58 208L56 207V209L58 210ZM64 208V207H63ZM93 208V207H92ZM97 208V207H96ZM99 208V207H98ZM107 208V207H106ZM212 208V209H211ZM220 208V209H221ZM261 208V207H260ZM103 209V208H102ZM101 209V210H102ZM219 209V210H220ZM5 210V209H4ZM61 210V209H60ZM65 210V209H64ZM63 210V211H64ZM69 210H71V209H69ZM77 210V209H76ZM85 210V209H84ZM93 210V209H92ZM104 210V209H103ZM214 210H212V211H214ZM262 210V209H261ZM73 211V210H72ZM74 211H75V209H74ZM78 212L80 211V210H77ZM222 211V210H221ZM259 211H260V209H259ZM59 212V211H58ZM61 212V211H60ZM67 212V211H66ZM81 212V211H80ZM224 212V211H223ZM50 213H52L51 211H50ZM82 213V212H81ZM235 213V214H236ZM259 213H261V212H259ZM7 214H9V213H7ZM93 214V213H92ZM227 214H233V213H228L227 212ZM30 215V216H29ZM58 215H60V213L58 214ZM67 215V216H68ZM91 215V214H90ZM93 215H95V214H93ZM237 215V214H236ZM261 215L264 217V208H263V212L261 213ZM26 216H27V218H26ZM40 216V217H39ZM47 216V215H46ZM66 216V217H67ZM233 216V215H232ZM235 216V215H234ZM29 217V218H28ZM43 217V216H42ZM90 216L88 215V218H89ZM117 217V218H116ZM237 217V216H236ZM263 217H261L262 219H258L257 218V216H256V222L255 223H257V225L258 226H262V227H264V219H263ZM76 218V219H75ZM93 218H94V221H93ZM106 218V217H105ZM42 219V218H41ZM43 219H45L44 217H43ZM64 219H65V217H64ZM67 219V218H66ZM204 219H206V221L204 220ZM240 219V220H241ZM4 220V219H3ZM38 220V219H37ZM37 220H36V222H37ZM56 220V219H55ZM61 220H63V219H61ZM77 220H79L78 222H77ZM86 220V219H85ZM85 220H83L84 222H85ZM7 221V220H6ZM12 221V220H11ZM22 221V220H21ZM34 221L33 222H31V223H34ZM39 221V220H38ZM57 221V220H56ZM59 221V220H58ZM242 221V222H243ZM15 222H17V220L15 221ZM19 222V221H18ZM26 222V221H25ZM30 222V221H29ZM40 222V221H39ZM38 222V223H39ZM51 222V221H50ZM9 224L11 223V222H8ZM14 223V222H13ZM59 223V222H58ZM80 223V224H79ZM82 223V224H81ZM89 223V224H88ZM94 223V224H93ZM107 223H109V222H107ZM26 224V223H25ZM30 224V223H29ZM40 224H41V222H40ZM48 224V223H47ZM54 224V223H53ZM52 224V225H53ZM56 224H57V222H56ZM210 224V223H209ZM6 225V224H5ZM22 225V224H21ZM37 225V224H36ZM51 225V224H50ZM55 225V224H54ZM256 225V224H255ZM256 225V226H257ZM2 226V225H1ZM4 226V225H3ZM44 226H45V228H47L46 226L47 225H45L44 224ZM58 226V225H57ZM18 226H16L15 228H17ZM38 227H39V225H38ZM42 227V226H41ZM41 227H39V229H41ZM55 227V226H54ZM59 227V226H58ZM259 227V228H260ZM12 228V227H11ZM20 228V227H19ZM63 228V229H64ZM108 229L109 230V233L111 234V236L110 235H108V236H110L111 237V239L110 240H108L107 242L105 241V242H95V239L96 238H93V240H92V236L94 235V237L96 236L97 237V232H95V230L97 231V230H102V229ZM34 230H35V228H33ZM38 228H37V230H35L36 232L34 233V231L32 232V233H34L32 236H33V239H35V240H41V245H42V249H40L41 250V252H39V254H36L35 253V258H37V259H42V261H44V259H46V260H51V261H53V262H50V263H48V264H75V262H77L78 263V261L76 260V258H78V257H74V254L73 255H71V253H72V251H70L69 252V248L71 247L70 245H71V242H70V247H68V246H62V244H61V247L58 249V250H56V249H54V250H52V249H49V247L50 246H48L49 245V243L47 242V239H46V241H45V238H47L46 236H44V231H46V230H44V229H41V230H39ZM57 229V228H56ZM31 230V229H30ZM29 230V231H30ZM107 230V231H108ZM123 231V233H122V235H120V231ZM260 230V229H259ZM261 230H262V228H261ZM48 231V230H47ZM257 231H258V229H257ZM101 232V231H100ZM28 234H29V232H27ZM60 233H63V232H60ZM95 233H96V235H95ZM99 233V232H98ZM103 233V232H102ZM105 233V232H104ZM258 233H260V232H258ZM31 234V233H30ZM107 234V233H106ZM106 234H105V236H106ZM261 236H262V239H260V240H263V242L262 243H264V229H263V231H261ZM122 236V238L120 237V236ZM7 236V235H6ZM15 236V235H14ZM54 236V235H53ZM53 236H52V238H53ZM71 236V235H70ZM45 237V238H44ZM51 237V236H50ZM57 237H58V235H57ZM67 237V236H66ZM8 238V237H7ZM10 238V237H9ZM71 238V237H70ZM72 238V239H73ZM12 239H14V238H12ZM18 239V238H17ZM55 239V238H54ZM59 239V238H58ZM65 239V238H64ZM98 240L100 239V237L99 238H97ZM4 241H5V238L3 239ZM8 240V239H7ZM21 239H19V241H20ZM39 240V241H40ZM49 240V239H48ZM61 240V239H60ZM67 240V239H66ZM70 240V239H69ZM69 240H68V244H69ZM97 240V241H98ZM24 241V240H23ZM26 241V240H25ZM24 241V242H25ZM51 241V240H50ZM5 242H7V241H5ZM21 243H23L22 241H20ZM19 242V243H20ZM27 242V241H26ZM56 242V241H55ZM93 242H95L94 244H93ZM11 243V242H10ZM40 243V242H39ZM53 243V242H52ZM57 243H59V241L57 242ZM74 243V242H73ZM8 244V243H7ZM48 244V245H47ZM63 244H65V243H63ZM67 244V243H66ZM65 244V245H66ZM2 245V244H1ZM3 245H5L4 243H3ZM7 246V245H6ZM14 246H16V245H14ZM22 246V245H21ZM24 246V245H23ZM22 246V247H23ZM27 246V245H26ZM40 246V245H39ZM58 246V245H57ZM11 247H12V244H10V248L9 249H11ZM19 247V246H18ZM32 247V246H31ZM75 247V246H74ZM16 248V247H15ZM26 248H28V247H26ZM24 249L23 250V248H21V251H19L20 250V248H18L19 250H16L15 251V255H12L11 253H10V256L12 255L13 256V262L11 261V260H9V261H11V264H20V260H22L23 261V258L21 257V255H29V258H30V256H32V255H30V254H32V251H28L27 249ZM51 248V247H50ZM57 248V247H56ZM72 248H73V246H72ZM91 248V247H90ZM91 248V249H92ZM2 249H3V247H2ZM4 249L6 250V248L4 247ZM75 249V250H76ZM92 249V250H93ZM8 250V249H7ZM6 250V251H7ZM23 250V251H22ZM55 250L57 251V252H55ZM72 250V249H71ZM73 250H74V248H73ZM85 250H84V252H85ZM88 250V249H87ZM86 250V251H87ZM200 250V249H199ZM11 251V250H10ZM53 251H54V254H55V257H54V259L52 260V254H53ZM89 251V250H88ZM8 252V251H7ZM6 252V253H7ZM74 252V251H73ZM76 252V251H75ZM78 252V251H77ZM82 252V251H81ZM210 252V253H209ZM52 253V254H51ZM79 253H80V251H79ZM50 254L52 255V256H50ZM78 254V253H77ZM87 254H88V252H87ZM90 254V253H89ZM203 254V255H204ZM2 255V254H1ZM0 255V256H1ZM4 256V255H3ZM77 256H79V255H77ZM81 256V255H80ZM82 256H83V254H82ZM85 256V255H84ZM24 257V256H23ZM27 257V256H26ZM195 257H197L198 258V256H195ZM32 258V257H31ZM30 258V259H31ZM33 258H34V256H33ZM84 258V257H83ZM92 258V259H91ZM247 258H248V256H247ZM1 259V258H0ZM8 259V258H7ZM28 259V258H27ZM36 259V260H37ZM81 259V258H80ZM79 258H78V260H80ZM85 259V258H84ZM205 259V258H204ZM204 259H202V260H204ZM199 260H201L200 258H199ZM38 261V260H37ZM87 261V260H86ZM87 261V262H88ZM2 262H3V260H2ZM8 262V261H7ZM35 262V261H34ZM40 262V261H39ZM39 262H38V264H39ZM81 262V261H80ZM200 263H201V261H199ZM203 262V261H202ZM26 263V262H25ZM28 263H30V262H28ZM82 263V262H81ZM196 263H197V261H196ZM23 264V263H22ZM34 264V263H33ZM35 264H36V262H35ZM44 264V263H43ZM204 264V263H203Z\"/></svg>", "mask_w": 264, "mask_h": 264}]
</instances>
